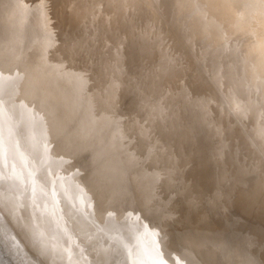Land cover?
Wrapping results in <instances>:
<instances>
[{
  "label": "rangeland",
  "instance_id": "rangeland-1",
  "mask_svg": "<svg viewBox=\"0 0 264 264\" xmlns=\"http://www.w3.org/2000/svg\"><path fill=\"white\" fill-rule=\"evenodd\" d=\"M2 1V0H1ZM44 0H39V2H41V6L39 5V2H38V0H34V4L32 3L31 4V2H29V3H27L26 2V0H3L1 3L2 4H0V10H5V12H6V8H7V10H8V12H9V14H8V12H7V14L6 15H8V16H6L5 15V12H0V16L2 17V15H5L6 16V18L8 17L9 18V20H8V18H7V22L8 23H12L11 25L13 26V23L15 22V20H18L17 21V23L18 24H16V28H15V30H17V34H18V36L20 35V34H22V33H24L25 32V30H24V25L22 24V22H21V20L20 19H28L29 17H32V13L34 14V17H35V22L34 23H39V24H42V26H44L45 28H46V30L48 31V34H50V35H52V38L51 39H53V40H49V42H46L45 40V42L44 41H42V42H40L41 40H42V38H40V40H39V42L41 43H39V44H37V45H32V46H29L30 48H29V50H31L32 51V49L33 50H37V49H39V50H37V51H35L31 56H33V57H29V60H28V62L30 63V61H31V63H33V64H35V63H38V64H40V62L42 63V65L44 64V65H46L45 64V62H43V61H49L51 58H53L55 55L57 56L58 54L59 55H61V58H60V60L61 61H65L64 59H67V60H70V61H65V63L67 64L68 62H69V64H68V66L67 65H65V63H64V65H63V63L60 61V60H58V61H60L61 62V64H62V69L64 68V70L65 69H67V71H64L63 73H64V75H70L71 77H72V79H73V81H74V86H75V88L77 87V89H75L74 87H73V89H74V91H73V89L72 88H69V87H72L73 86V81H71L72 79L71 78H68L67 80H66V82H67V85L69 86H65L66 84L64 83V80L63 81H61L60 80V82H62V83H57L56 84V86L57 87H59V89H64L63 90V92L62 91H59L58 90V88L56 87V86H53V89L55 90V93H54V91H53V93H54V95H51V94H49V93H51V91L50 90H48L47 88H48V86L45 88L44 86H46V84H47V82L45 81V82H42L43 80H45L46 78H47V76H45V75H43L45 72H43L42 74H40V75H38V76H36L37 78H32V72H31V68H29V66H28V69L26 68V70H24V72L21 70V71H19V72H16L15 71V69H14V66H12L13 64H15L16 62L18 63V62H21V61H23V60H25L26 58L25 57H22L21 55H23V52L22 53H20V51L19 52H15V54L14 55H11V56H14L15 57V55L17 56V57H9V55L7 54V55H4V53H7V50H9L10 48H8V47H5V49L4 48H2V49H0L1 51H0V55H2V57L0 56V58H4L5 57V60H3V63H1V67H2V65H4L6 68H5V70H4V66L0 69V77H1V79L3 78V76L5 77V79H2V82H4V83H2L1 82V79H0V87L2 86V87H4L5 86V88H7L8 90H3V91H1V89H0V170L1 171H3L2 172V174L0 175V177H1V180H0V198L2 199V200H4L5 202H8V200H9V203H10V199H15V200H17V201H24L23 203L24 204H27V206L29 205L30 207H31V209H32V211L34 210L36 213H40V214H44V215H46V218L48 219V221H50L51 223H52V225L54 226V229L53 230H58V229H62V228H65L66 230H68L69 229V233H71V235H73V236H75L76 237V235L78 234V242H79V244L81 245V246H83L84 245V247H85V244H86V247H87V249H86V254H88V252L90 253V254H88V255H92V252H93V256H97L98 258H97V261L95 262V263H98V264H124V262L122 263V261L120 260V262H118V261H115V262H113L114 261V259H110V258H115L116 256H113V254H115V255H119V254H117L116 252H120L121 253V256L122 257H125L126 255H128V252L130 251L131 252V254H130V252H129V255L128 256H126L127 257V259H129V257H131L132 255H133V257H131L132 258V260L131 259H129V261L131 262V263H129V264H143V260H142V255H141V253H145L146 251L145 250H147L146 248H147V246L145 245V244H143V246H141V248L143 247V249L141 250L142 252L141 253H139L138 251H137V248L136 247H133V248H131V247H129L128 249H130V250H128L127 248H122L121 250H106V249H104V250H102L103 249V247L104 248H106V246H104V245H108V244H110L111 245V243H106L107 241H108V238H106L105 236H104V234H105V232L106 233H108V232H110V231H112L111 230V227L109 228V226H111V225H109V224H112V223H109V222H113V221H115V219H113V216H118L117 217V219L116 220H119L118 222H121L122 224H127L128 226H133V225H131L130 224V222H129V220H127L126 218H124V219H126V220H124L123 219V217H125V215L126 214H128V213H130L129 211L127 212V210L128 209H130L131 208V206H135V205H137L135 208H138L140 211H142L141 213L142 214H145V215H148V216H150L151 217V219H152V222H151V226H153V225H155L157 228H158V230L159 231H161V232H164L165 234H164V239H165V237H166V242L164 241V243H167V242H170L169 243V245L170 246H172V243H173V241L171 242V240L174 238V236H175V233L177 234V233H181V232H187L186 230L184 231V230H182L181 228H182V226H183V228L185 229V225H184V223L186 224V223H189L190 225H188V224H186V226H188L189 228L190 227H193V228H197L198 229V231L200 232V234H202L203 236H207V237H209V236H211L212 235V230H216L215 232H214V235H216V236H218V238H219V242L221 243V245H219L220 247L222 246V244L225 242L224 240L225 239H227L226 240V242L228 243H226L225 244V246H224V244H223V248L224 249H222V252L223 253H226V251H227V248H230L231 246H230V244H229V240H228V238H230V237H228V235H230L233 231H236V230H238V228H239V224H238V226H236L234 223L232 224V220H235L236 219V217H239V219L241 220V221H243V222H245L246 220H247V222L248 223H252V224H255V225H259L260 226V228H262V230L264 231V200H262V202L261 201H259L258 200V198L260 197V196H264V184H261L262 185V187H261V185L260 184H256V181L258 180L257 179V176H258V178H261V177H263L264 178V167H261V166H259L260 168H261V174L258 172V170H256V169H258V167L257 166H255V165H257L256 163V159L258 158V157H260L259 156V154L261 155V153H264V149L262 148L263 146H264V144H262L261 146H260V148L259 149H256V151L254 150L253 152H251L248 156H247V158L248 159H245L244 160V165H245V163L247 164H251L252 166L249 168V167H247L246 166V169L247 170H245V169H243V170H241L240 172H237V175L235 174H233L234 176H232L231 178L232 179H228L227 180V183H226V185L224 186V183H225V178H229V177H225V174L226 173H228L227 171V169H229L230 167H228L227 169H226V167L224 166V161H226L225 159H226V157L228 158V160L230 161V163L232 164V163H234L235 162V160H238V159H242L243 158V153L241 154V155H239L238 153H236V154H233L232 152H230V151H232V150H230V148H227L228 149V154L229 155H227L226 153H224L223 152V146H225V148L224 149H226V146H228V144H230V143H232V142H234V140L233 139H231V137H229L230 136V133L234 130L233 128L235 127V125H233L232 123H234L235 122V120H234V118H233V116H232V114L230 115L229 114V116L230 117H232V120H234V122H231V119L229 118V116L227 117V119H224V118H220V119H216L217 120V123H218V121L219 122H223L224 121V123H222V124H224V126L226 125V126H228V124H230L229 123V119H230V122H231V124H230V128L231 129H229V126H228V130L230 131V132H227L226 130H221V138L222 137H226L225 139H221L220 140V137H218L219 138V140L220 141H223V142H221V144H220V141H216V139H218V138H215L214 140H213V138L215 137V134L216 133H214V131L215 130H217V127L214 125V122H216V120H214V114H218L220 117L222 116L221 115V111L223 112V110L225 111L226 110V106L228 105V104H226L225 102H227V101H225V102H223L224 104H222V103H220V105H215V106H212V107H210V108H208V109H210V111H207V109H206V111H205V107H203L202 108V112H201V115L199 116V118H198V120H199V122H201L200 121V119L201 120H209V119H211V118H213V124H212V122H211V120L210 121H208V122H210V124H212V126H215V127H211V129H210V126L209 127H207V126H201V127H204V130L202 129V131H204V132H202L201 131V133L200 134H197V132H196V136H198V135H200L199 137H201L202 138V136H206V135H208V136H211L212 138H208L207 136L206 137H203L204 139H200L199 137H197V139H198V141H196V142H199V144H200V142L202 141V140H208V139H212V140H209L210 142H209V144L208 145H206V146H210V144H211V142H214L213 144H215V145H213L212 144V150H209L208 149V147H206V146H204L203 148H207L206 150H209L210 151V153H208V151H207V153L211 156V157H213V154H214V157H213V159H216V160H218V161H216V160H214V162H213V160H210L211 158L209 157V159L207 158L208 156L205 154V156H207V157H205L206 159H207V161L208 160H210V162H212L211 163V165L209 164L210 162L208 161H206V162H204V158L203 159H201V160H199L198 161V166H196V168H198V169H203V170H205L206 169V167H209V165L212 167V169H214L213 171H216V173H214L213 174V171L211 172L212 174H210L209 176H207L208 175V173H207V175H205L208 179H210V181H212L213 182V180L215 181V182H218V184L220 185V184H222V186H221V188L220 187H218V184L217 185H213L212 186V188L210 187V189H209V191L206 189V191L204 190V189H201V187H200V185L203 183V180L205 179L206 180V177L204 176L202 179H199L197 182H195V184H193V185H191V187H190V181L188 182V183H186V182H184V183H182V179H180V184L178 185V187L175 185L176 184V180H177V177L180 175V177L181 178H183V177H186L187 176V173H186V171L184 170L183 171V169H184V164L185 163H183L185 160L186 161H188L189 163H193V161H194V158H190V157H188V158H186L184 155H182L183 154V151H185V148L186 147H189L190 145H191V149H192V146H195V139H196V137H189L188 136V134L190 133V131H191V129H189V127L192 125V126H195V120H194V117H191V115H190V117L188 118V121H189V124L187 123V118L186 117H184V112L186 111L185 109L186 108H192L191 107V105H194V107H197L196 105V103H195V101H198L199 99H202L203 97H204V93H206V97H207V95H209L208 94V92H209V90H210V92H211V90L213 91V87H212V89L210 88H208V91H207V89L204 91V90H201V93H200V91H198L197 93H199V94H194V95H192L191 97L189 96V98H187L186 99V101H187V104L185 103L186 101H183L184 102V104H183V102H179V101H182V99L184 100V97L183 96H180L181 94H186L187 93V91H188V93L190 92L189 90L190 89H188L187 87H183V88H179L178 89V94H179V90H180V94L178 95L176 92H175V90H176V88L175 89H173V85H171V84H169V85H167V87L165 86V87H162V90H161V88H159V87H157V86H160L161 87V85L162 86H164L162 83H161V85H159V83H160V80H161V77L163 76H165L164 78L162 77V79H166L169 75H171L172 74V76L173 75H175L176 77L177 76H179V77H177V78H182L183 76L182 75H176V73L177 72H180L179 71V69H181V70H184L185 68H187V63L186 62H188V60H187V58H185L184 57V55H183V59H181V60H175L174 61V63L173 62H171L170 64L171 65H166V64H163L165 61V63H167V58H169L168 57V55H176V56H178V55H180V53H184L185 52V49L187 48L186 47V45H184V44H186L187 43V41L185 42V41H180L179 42V44H181L180 46H176L175 48H168V47H170V45H171V43H172V39H170L171 38V36H174V37H176L175 36V32L173 31V29H171L172 27H171V24L170 23H168V22H166V20H164V19H166V18H164V17H166V16H162V14L160 13V15H157L156 16V14L154 13V11H157V7H156V5H155V3H153V2H151V3H145V2H140V0H124V1H121L120 0V2H117V1H115L114 3H112V2H108V0H99L100 2H97L96 3V1L95 0H49L48 2H49V4H48V2H47V0L46 1H44ZM51 1V2H50ZM128 1H130V2H128ZM141 1H143V0H141ZM170 1V0H169ZM172 1V0H171ZM187 1H189L188 3V5L190 6H188V11L186 10V13L188 12V14L189 15H193V14H195V15H197L198 13L199 14H203V16H204V14H206L205 16H207L208 15V13L209 12H211V11H217V9L218 8H216V9H213L212 8V6L210 5L209 6V4H208V2H206V1H203L202 0V3L203 4H196V5H193L194 3H193V1H190V0H187ZM221 1H223L222 3L224 4H222V6H220V9H218L220 12H218V13H216L215 14V12H211V13H209V15L207 16V17H210L211 18V16H212V14H213V17L214 18H216V19H221L222 18V21H225L224 19H225V16H226V14H225V12L227 13V17L229 16L230 18H234V22L231 24V25H229L228 26V28H227V30H224V32L223 33H229L230 31H234V30H239L240 28L243 30L244 29V34L241 36L242 38L243 37H245V36H247L248 37V34L251 36H253V35H255V36H257V41H258V43H262V45H263V47H264V30L263 29H258L259 27H264L263 25H261L263 22H264V20L262 21V19H260V18H263L264 19V17H262V15H264L263 14V6H264V4H263V2L262 1H264V0H243V2L241 1V0H239L240 1V3H241V5L239 6V5H237L236 6V4H234V3H236L237 2V0H230L228 3H233V4H229L228 6H229V8L227 9V4L228 3H226V1L227 0H221ZM244 1H245V3H244ZM259 1V3H257V2ZM4 2H6V3H4ZM20 2V3H19ZM21 2H22V4H21ZM23 2H24V4H23ZM43 2V3H42ZM47 2V3H46ZM117 2V3H116ZM124 2V3H123ZM256 2V3H255ZM4 3V4H3ZM94 3H96V4H94ZM112 3V4H111ZM131 3H133V5H131ZM144 3V7H145V9H144V14L145 15H147V21L146 22H144L145 24H141L142 23V21H138V23L136 22L135 23V26H134V29H133V27H132V29H128L127 31H130V32H125L126 33V36L128 35V37H125L124 38V35H123V33H121L120 34V31L122 32V30H124L125 29V27L126 26H124L125 25V22L124 21H122V25L124 26L120 31L118 30V31H116L115 30V32L114 33H112L113 34V36L116 38V39H118V40H122L121 42H123V46H121L120 47V49L119 48H115L114 50H116V51H114V53H115V55L112 57V59H111V55L110 56H108V53H107V46H108V42L110 41V40H108V39H110L111 37H112V34L111 33H109L110 35H107L106 36V38H108V37H110V38H108V39H106L107 41H103L102 42V40H100V42H96L95 40L96 39H99L98 37H100L101 36V33L100 32H103L104 30L101 28V27H104V23L106 22V20H108L109 19V21H110V23L111 24H114L113 23V21H116V19L115 18H112V17H114V15L112 14V11L111 10H115V9H117V10H123V11H135L137 8H139V6H142V4ZM191 3V4H190ZM245 5V7H243V4ZM8 4V7H6L5 5H7ZM21 5V8H22V11H21V8H20V5ZM45 4H47V6L45 5ZM82 4L84 5H86V4H90L91 6H93V9L94 10H98L99 8H102V7H104V8H106L105 9V11L106 12H109V13H106L105 15H102V16H100V17H98V19L97 20H94V22L92 21L93 20V18H91L90 16H92L90 13H89V16H85V18H82L81 20H79V19H77V17L79 16V14H80V7L82 6ZM130 4V5H129ZM150 4H151V6H150ZM205 4V5H204ZM258 6H257V5ZM259 4H260V9H258V10H255V8L257 7V8H259ZM261 4H263V6L261 5ZM4 5V7H2ZM26 6V7H24V6ZM45 5V6H44ZM97 5V6H96ZM204 5V6H203ZM226 5V6H225ZM42 7L41 9V12H40V9L38 8V7ZM112 6V7H111ZM238 6H239V8H238ZM249 6V7H248ZM262 6V7H261ZM2 7V8H1ZM10 7V8H9ZM44 7V8H43ZM46 7H47V9H46ZM26 8V9H25ZM30 8V9H29ZM152 8V9H151ZM155 8V9H154ZM199 8V9H198ZM222 8V9H221ZM256 8V9H257ZM44 9V10H43ZM230 9V11H228ZM238 9V10H237ZM248 9L249 10H251L252 12H255V11H257V14H251V13H249L248 12ZM25 10H27V11H25ZM92 10V9H91ZM199 10H204V12L202 13L201 11V13L200 12H198ZM207 10V11H206ZM246 10H247V12H246ZM259 10H260V12H259ZM262 10V11H261ZM24 11V13L26 14L27 12L29 13V11H31L29 14H30V16H29V14H28V16H27V14H26V16L28 17H26L25 16V14L24 13H22L21 14V12H23ZM250 11V12H251ZM168 12V11H167ZM246 12V13H245ZM261 12H262V15H261ZM1 13H3V14H1ZM158 13V12H157ZM230 13V14H229ZM249 13V14H248ZM40 14H41V16H40ZM217 14H219V16L220 15H222V17L220 16V17H218V15ZM225 14V15H224ZM245 14H246V16H247V19H246V16H245ZM248 14V15H247ZM259 14V16L261 15V17L259 18H257V16L256 15H258ZM21 15V16H20ZM23 15V16H22ZM167 15H170V14H167ZM189 15H188V18H190L189 17ZM217 15V16H216ZM10 16V17H9ZM216 16V17H215ZM255 16H256V18H255ZM38 17H41V19L42 20H44V22L43 21H41V19H39ZM161 17V18H160ZM163 17V18H162ZM112 18V19H111ZM161 19V20H163V22H161L160 24L162 25V26H164L163 28H167V30H168V35H166V37H164V39H163V41H162V44H160V46H159V44H158V46H157V44L154 46V44H152V45H149L147 42H149V39H151L150 37H152V35L154 34V33H151L152 35H150L149 36V38H147V39H145L144 37H143V40H144V42L142 41V38L140 37V36H138V35H136L138 32L137 31H139L140 29L142 30V28H143V30H144V27L147 25H150V24H153V23H159V22H157V20L158 19ZM185 17H183V19H182V21L184 22V20L186 21V22H188V24H190V23H192L193 22V18L192 19H187L186 20V18L184 19ZM230 18H227L228 20L230 19ZM36 19H37V21H39V22H36ZM113 20L112 22H111V20ZM200 19H203L202 21H205V19L204 18H200ZM227 19H226V21H227ZM251 21H250V20ZM258 19H260V21L258 20ZM79 20V21H78ZM99 20V21H98ZM101 20V21H100ZM256 20H258L257 22H256ZM10 21V22H9ZM12 21V22H11ZM20 21V22H19ZM108 21V22H109ZM192 21V22H191ZM249 21L250 22H256V23H254V24H257V26L256 25H254V24H252V23H250L251 25H249ZM43 22V23H42ZM127 22V21H126ZM22 24V26H20L19 24ZM117 23V22H116ZM146 23H148V24H146ZM9 24V25H10ZM215 25L214 26H217L216 25V23H214ZM259 24V25H258ZM81 26V27H80ZM93 26H96V27H94L93 28ZM146 26V27H147ZM246 26H248V27H246ZM20 27V28H19ZM21 27L23 28L21 31H22V33H21V31H20V29H21ZM80 27V28H79ZM136 27V28H135ZM245 27V28H244ZM254 27H255V29H254ZM257 27V28H256ZM98 28H101V31H99L100 29H98ZM195 28V27H194ZM200 28V29H199ZM82 29H84V32H83V34L81 33L82 32ZM93 29V30H92ZM96 29V30H95ZM148 29V28H147ZM206 27H204V26H199L198 28H197V31H196V28L194 29V31H192L193 33H192V38H191V36H190V38H189V41H191L192 42V44H193V40H194V38H193V36H194V34L197 36V35H199L200 33H204L205 31H206ZM230 29V30H229ZM131 30H134V32L132 31L131 32ZM200 30V31H199ZM262 30H263V32H262ZM20 31V32H19ZM202 31V32H201ZM20 33V34H19ZM124 33V34H125ZM136 33V34H135ZM16 34V35H17ZM34 35H32V37L34 36L35 37V35H36V33H33ZM130 34V35H129ZM260 34V35H259ZM78 35V36H77ZM82 35V36H81ZM44 36H46L47 37V34H45ZM132 36V37H131ZM73 37V38H72ZM123 37V38H122ZM133 37H135V38H133ZM261 37V38H260ZM15 38H17V37H15ZM19 38V37H18ZM30 38H31V36H30ZM71 38V39H70ZM77 38V40H76V42H74L75 41V39ZM130 38V39H129ZM168 38L170 39V40H168ZM44 39H45V37H44ZM70 41H69V40ZM73 39V40H72ZM127 39V40H126ZM131 40V41H129V40ZM133 39V40H132ZM138 39H140V40H138ZM263 39V40H262ZM12 40H14V38L12 37ZM17 40V39H16ZM20 40V39H19ZM56 40V41H55ZM138 40V43H140L139 44V46H137L138 44H134V42H136ZM148 40V41H147ZM177 40V39H176ZM176 40H173V42L174 43H176ZM53 41V42H52ZM69 41V42H68ZM73 41V42H72ZM95 41V42H94ZM127 41L128 42H130L131 44H129L130 46H128V43H127ZM189 41H188V43H189ZM16 42H18V41H16ZM28 40H26V42H24L23 43V45L26 47L27 45H28ZM142 42L144 43V45L142 44ZM47 43V44H46ZM49 43H51V45L49 44ZM75 43V44H74ZM106 43V44H105ZM113 43V42H112ZM124 43H127L126 45H124ZM188 43H187V45H188ZM43 44V45H42ZM54 44H56L55 46H54ZM65 44V45H64ZM68 44V46L66 47V45ZM103 44V45H102ZM146 44L148 45L147 46V48L148 49H152L153 47H157V48H153V50L154 49H156V50H162V48H160V47H162V46H164L163 44H165V46H166V44L168 45V49H164V52L166 53L165 55H164V57L167 55V57H165V58H162L163 56H155V57H152V56H149V58H150V60L148 61V59H146L147 60V62H145L143 59L144 58H142V60L138 63V65H137V67H136V65H134L135 63H133V62H126V63H124V61H119L118 60V58H123V59H126V58H124L126 55H128V54H126L129 50H132V52H133V49L135 48L136 49V47H140V49L142 48V46L143 47H145L146 46ZM190 44V43H189ZM194 44H196V43H194ZM38 45H40V46H38ZM71 45L72 46H74V47H77V46H83V47H93L92 45H95V46H97V47H94V49L92 48L90 51H87V54H86V52H84V51H82V49H80V51H77V52H79L80 53V59H82L81 61H80V59L78 60L79 62H77V60H75V57L77 58L78 57V55L77 56H75L76 55V53L75 54H72V50L71 49H73V47H71ZM106 45V46H105ZM133 45H136V46H134L133 48L131 47V46H133ZM205 45V44H204ZM253 45H254V43H253ZM253 45H251L250 46V48L249 47H247V51H245V54L246 53H249V54H247V55H245L247 58H241V59H239V60H237L236 62H235V64H238V66H240V67H243V68H254L255 67V65L258 63V61H261V62H263L264 63V54H263V52H264V50L263 51H260V52H258V51H255V53L256 54H252V53H250L251 51H253V49H255V47H253ZM261 45V46H262ZM42 46L43 47H46V48H42ZM56 48V49H54V47ZM60 46V47H59ZM62 46V47H61ZM125 46V47H124ZM151 46V47H150ZM196 46V47H195ZM205 47V46H203V45H199V44H196V45H192V47H193V50L194 51H196V49H197V47ZM32 47V48H31ZM34 47V48H33ZM35 47H37V49H35ZM52 47V48H51ZM71 47V48H70ZM99 47V48H98ZM123 47H124V49H123ZM192 47H190L189 49H192ZM199 47V48H200ZM8 48V49H7ZM57 48H58V50H57ZM63 48H66V49H68V51L65 49H63ZM104 48V49H103ZM122 48V49H121ZM147 48H144L145 50H147ZM41 49V50H40ZM42 49H43V52L42 53H40L39 55H38V53L39 52H41L42 51ZM61 49H62V51H61ZM126 49V50H125ZM134 49V50H135ZM3 50V51H2ZM44 50H45V52H44ZM46 50H48V51H46ZM53 50H57V51H53ZM59 50H60V52H59ZM204 50V49H203ZM250 50V51H249ZM4 51H6V52H4ZM30 51V52H31ZM66 51V52H65ZM83 53H82V52ZM105 51H106V54H103V52L105 53ZM149 51V50H148ZM249 51V52H248ZM2 52H4V53H2ZM37 52V53H36ZM52 52V53H51ZM71 52V53H70ZM75 52H76V49H75ZM89 52V53H88ZM94 52H96V53H94ZM99 52V53H98ZM20 53V54H19ZM49 53V54H48ZM61 53V54H60ZM94 55H93V54ZM120 53H122V54H120ZM207 52H205L204 54H206ZM19 54V55H18ZM41 54H44V55H41ZM46 54H48V55H46ZM54 54V55H53ZM62 54H64V55H62ZM82 54H84V55H82ZM89 54H91V55H89ZM258 54V55H257ZM37 55L39 56L38 57V59H37ZM96 55H98V57L96 56ZM107 55V56H106ZM123 55H124V57H123ZM196 55H197V53H192L191 54V56H192V58H195L196 57ZM260 55H262L261 57H260ZM4 56V57H3ZM6 56H8V57H6ZM42 56V60L40 59V57ZM63 56V57H62ZM84 56V57H83ZM104 56H106V57H104ZM117 56H120V57H117ZM244 56V55H243ZM242 56V57H243ZM251 56V57H250ZM65 57V58H64ZM70 59H69V58ZM93 57L95 58V59H93ZM108 57V58H107ZM151 57H152V59H151ZM259 57V58H258ZM6 58H8V59H6ZM14 58V59H13ZM36 58V59H35ZM48 58H50V59H48ZM90 58V59H89ZM155 58V59H154ZM256 58V59H255ZM261 58V59H260ZM12 59V60H11ZM32 59L34 60L35 59V61H32ZM47 59V60H46ZM54 59V58H53ZM254 59V60H253ZM10 60V61H9ZM16 60V61H15ZM56 60V59H55ZM72 60V61H71ZM91 61V63H94V64H91L90 62H89V64H91V65H89L88 64V61ZM94 60V61H93ZM106 60H107V62H106ZM113 60V61H112ZM256 60H258V61H256ZM9 61V62H8ZM13 61H14V63H13ZM57 61V60H56ZM168 61H169V59H168ZM4 62H6V63H4ZM12 62V63H11ZM75 62V63H74ZM150 62V63H149ZM255 62H257L256 64H255ZM11 63V64H10ZM47 63V62H46ZM59 63V62H58ZM70 63H72V64H70ZM74 63V64H73ZM105 63V64H104ZM113 63H114V65H113ZM131 64L132 66L130 67V66H128V64ZM141 63H144V64H141ZM145 63H146V65H145ZM156 63V64H155ZM173 63V64H172ZM9 64H10V66H9ZM77 64V65H76ZM81 64V65H80ZM85 66H84V65ZM107 64V65H106ZM147 64H148V66H147ZM151 64V65H150ZM161 64H163V66H160ZM167 64H169V62L167 63ZM178 64V65H177ZM47 65H49V64H47ZM103 65H105V66H103ZM113 66V68H110V67H112ZM124 65V66H123ZM134 65V66H133ZM145 65V66H144ZM172 65L174 66V67H172ZM9 66V67H8ZM57 66V65H56ZM64 66H67V67H64ZM76 66H78V67H76ZM81 66H84V67H81ZM92 66H93V68H92ZM118 67V68H116V67ZM143 66H144V68H143ZM159 66V67H158ZM165 66H167V67H165ZM169 66H171V67H169ZM175 66H176V68H175ZM181 66V67H180ZM32 67H33V69H34V67H35V65L33 66L32 65ZM108 67V68H107ZM128 67H129V69H128ZM148 68V69H146V68ZM152 67H154V68H152ZM164 69H162V68ZM168 68V70L169 71H167V69H165V68ZM179 67V68H178ZM49 68V67H48ZM48 68H46V72L48 71L47 69ZM85 68H86V71H84L85 70ZM90 68V69H89ZM103 68V69H102ZM106 68V69H105ZM121 68V69H120ZM134 68V69H133ZM139 69V70H135V69ZM170 68V69H169ZM171 68H173L172 70H171ZM82 69H84V70H82ZM109 69V70H108ZM114 69L116 70V72L114 71ZM117 69H120V70H118L117 71ZM152 69V70H151ZM1 70H2V72H1ZM3 70L4 71H6V72H4V74H3V76H2V73H3ZM13 70V71H12ZM30 70V71H29ZM45 70V69H44ZM133 70V71H132ZM125 73H124V72ZM148 73H146V72ZM153 71V72H152ZM165 71V72H164ZM172 71V72H171ZM177 71V72H176ZM15 72V73H14ZM20 72H23V73H21L20 74ZM66 72V73H65ZM73 72V73H72ZM135 72V73H134ZM138 72V73H137ZM143 72H145V73H143ZM163 72V73H162ZM168 72H170V74L168 73ZM176 72V73H175ZM18 73L20 74V75H18ZM27 73V74H26ZM167 75H166V74ZM175 73V74H174ZM16 74L18 75V76H16ZM123 74V75H122ZM128 74V75H127ZM145 74H146V76H145ZM153 74V75H152ZM165 74V75H164ZM169 74V75H168ZM25 75V76H24ZM27 75V76H26ZM30 75V76H29ZM42 75V76H41ZM117 75V76H116ZM122 75V77H124V75L125 76H127V77H124V78H122V77H120ZM130 75V76H129ZM134 75V76H133ZM143 75V76H142ZM184 75V74H183ZM11 76L13 77V76H15V77H13V79H12V81L10 82L9 81V79L11 78ZM19 76L21 77V79L19 78ZM24 76V77H23ZM137 76H139V77H137ZM145 76V77H144ZM175 76H173V77H175ZM180 76H182V77H180ZM43 77V78H42ZM46 77V78H45ZM85 77V78H84ZM117 77H119V78H117ZM144 78L145 80L147 79V81H148V83H145V82H147V81H145V82H143L144 81V79H143V81H142V79L141 78ZM155 77V78H154ZM160 77V78H159ZM232 77V76H231ZM7 78V79H6ZM19 78V79H18ZM22 78H24L23 80H22ZM114 78H115V81L117 82H114ZM127 78H128V80H127ZM133 78V79H132ZM135 78H136V81H135ZM138 78H140L141 80H138ZM177 78H173V80H175V79H177ZM33 79V80H32ZM121 79V80H120ZM168 79V82L169 81H172V80H169L170 79V76L167 78ZM8 82H7V81ZM11 80V79H10ZM15 80H17V81H15ZM19 80H21V81H19ZM71 81L70 83H69V81ZM229 80V79H228ZM37 81V82H36ZM87 81V84L85 83ZM119 81H121L120 83H119ZM125 81V82H124ZM130 81L131 82H133L132 84L130 83ZM137 81H139L138 83H136ZM21 83L20 85H22L21 86V88H25V85L24 84H26V86L28 85V84H30V85H28V86H30V88L27 86V89H23V91H20L21 90V88H20V86H19V84H17V83ZM40 82H42L41 83V85H39L40 84ZM58 82H59V80H58ZM105 83V85H103L104 83ZM140 82H143V83H140ZM150 82V83H149ZM152 82V83H151ZM161 82H163V80H161ZM246 82H248V80L246 81ZM12 84V86H11V84ZM35 83H36V85H35ZM72 83V86L70 85ZM77 85H76V84ZM110 83V84H109ZM115 83V84H114ZM137 85H136V84ZM139 83H140V88L141 87H143V89L141 88V90H139L140 88L138 87L139 86ZM145 83V84H144ZM165 83V82H164ZM253 83H257L258 84V82H257V79H256V77H255V79L253 80ZM9 84V85H8ZM14 84H16V85H14ZM66 87H60V86H63V85ZM86 84V85H85ZM111 84H113V85H111ZM119 84V85H118ZM129 84V85H128ZM134 84V85H133ZM142 84H144V85H142ZM152 84V85H151ZM167 84V83H166ZM16 87H14V86ZM24 85V86H23ZM43 85V86H42ZM50 85H52V84H50ZM59 85V86H58ZM82 85V86H81ZM87 86V87H85L84 88V86ZM121 85V86H120ZM130 85H132L133 86V89L131 88V86ZM137 87H136V86ZM145 85L147 86V89H145ZM36 86V87H35ZM102 86V87H101ZM111 86H113V87H111ZM116 86V87H115ZM156 86V87H155ZM218 86H220V85H218ZM218 86H216V87H218ZM10 87V88H9ZM14 87V88H13ZM40 87V88H39ZM57 88V90H58V92L56 91V89L55 88ZM79 87H80V89H79ZM81 87L82 88H84V89H81ZM150 87V88H149ZM169 87V89H167ZM171 87V88H170ZM216 87H214V89H216ZM4 88V89H5ZM20 88V89H19ZM33 88V89H32ZM67 88L69 89V91L70 90H72L73 91V93L72 92H70V93H72V94H70L69 93V91H67ZM89 88H90V90L91 91H88L89 90ZM115 88V89H114ZM127 88H128V90H127ZM137 89L139 92H137L136 90H134V89ZM139 88V89H138ZM148 88H149V90H148ZM184 88H185V90H184ZM19 89V90H18ZM34 89H35V91H36V94L34 93L35 91H34ZM37 89H38V92H37ZM41 89V90H40ZM43 89V90H42ZM45 89H47V90H45ZM52 89V90H53ZM87 89V90H86ZM100 89V90H99ZM111 89V90H110ZM117 89V90H116ZM151 89V90H150ZM154 89V90H153ZM168 90V91H164V90ZM183 90V92L181 93V91ZM195 89H197V88H193V89H191V90H195ZM15 90H17V91H15ZM75 90H77V93H76V91ZM79 90V91H78ZM80 90H83L82 92L80 91ZM84 90H86L85 92H84ZM125 90H127V91H125ZM132 91V92H130V91ZM133 90H134V92H133ZM145 90V91H144ZM147 90V91H146ZM161 90V91H160ZM198 90V89H197ZM217 90V89H216ZM5 91V92H4ZM10 92L9 94H7L8 92ZM11 91L14 93V95H13V93H11ZM18 91H20V92H24V93H19ZM27 93H26V92ZM44 91H47V92H45V94H44ZM154 91H156V92H154ZM165 92V93H162V92ZM170 91H171V93H170ZM215 91V90H214ZM29 92H31V94L34 96H32V95H30L29 96ZM65 93V94H67V92L70 94V95H72V96H70L69 94V96L70 97H67V95L66 96H64L65 94H63L62 96H63V98L64 99H68V101L70 100V102H68L67 100H64L65 102H62L63 100V98L61 99V98H58V99H60V105L57 103V102H55L54 100H58L57 99V97H58V94H60V93ZM81 92V94H79ZM127 92V93H126ZM130 92V93H129ZM142 92H146V94H148L147 96H149V95H151V98H152V100H151V98L150 97H146L144 94H142ZM154 92V93H153ZM157 92H158V94H157ZM160 92V93H159ZM167 92H169V94L167 93ZM173 92H175V93H173ZM2 93H4V94H2ZM40 93V94H39ZM58 93V94H57ZM79 94V96H75V94ZM84 95H83V94ZM86 93V94H85ZM89 93V94H88ZM128 95H126V94ZM140 93V94H139ZM150 93H153V94H156V95H154L153 97H152V95L153 94H150ZM202 93L204 94V95H202ZM11 94V95H10ZM20 94V95H19ZM24 94V95H23ZM48 94V95H47ZM55 94H56V96H55ZM134 94V95H133ZM136 94V95H135ZM142 94V95H141ZM162 94V95H161ZM167 96H171V98L170 97H168L167 99L170 101V102H167L168 100L166 99V101H165V99L164 98H166V95ZM175 94V95H174ZM260 94V93H259ZM28 95V96H27ZM36 95H42V96H40V97H42V98H44V99H42V100H38V99H40V98H38ZM44 95H45V97H44ZM82 95H83V100H86V101H82V99H81V97H82ZM87 95H89V96H87ZM108 95V96H107ZM139 95V96H138ZM160 95V96H159ZM165 95V96H164ZM202 96V98H201V96ZM264 95V91L263 92H261V96H263ZM3 96H5V97H7V96H11L10 97V99H9V97H7V99H5V97L3 98ZM17 98H16V97ZM23 96V97H22ZM32 96V97H31ZM51 98H49V97ZM54 96H55V98H54ZM74 96L76 97V99L77 100H79V101H76V99L74 98ZM81 96V97H80ZM86 96L87 97H90L91 99H89V98H86ZM145 96V97H144ZM161 96H163V97H161ZM178 96H180L179 98H178ZM200 98H199V97ZM28 99H27V98ZM32 98V100H31V98ZM37 97V98H36ZM79 97V98H78ZM92 97H93V99H92ZM105 97V98H104ZM141 97V98H140ZM156 97H160L157 101H156ZM194 97V98H193ZM206 97H204V99L206 98ZM230 97H232V99H230L229 100V104L231 105V104H236L237 103V98L239 97H237L236 96V99H235V96H230ZM14 98H16V99H14ZM46 98V99H45ZM52 98H54L53 99V101H51L52 100ZM74 98V100H72ZM86 98V99H85ZM122 98H124V100L122 99ZM133 98V99H132ZM148 98V99H147ZM182 98V99H181ZM234 98V99H233ZM23 99H25V100H23ZM31 101H30V100ZM47 99H50V100H47ZM95 99H101V100H104V101H106V102H108L107 103V105H106V107L104 106V108H103V106L102 105H100V106H98L99 104L97 103L96 105L98 106V108L100 107V110H102V108H103V110H104V112L103 111H101V112H99L98 111V114L96 113V111H97V109H96V111L94 112V111H91V110H94V109H89V107L87 108V106H86V104H88V102L87 101H89V103L92 101V100H95ZM114 99V100H113ZM154 99V100H153ZM161 99L163 100L161 103L159 102V101H161ZM181 99V100H180ZM197 99V100H196ZM220 99V98H219ZM15 100H17V103H16V101ZM18 100H20V101H18ZM21 100H23V101H21ZM47 101V103L48 104H46V101ZM62 100V101H61ZM71 100H72V103H74V104H71ZM142 100L143 101H145V102H142ZM150 100V101H149ZM172 100V101H171ZM238 100H239V98H238ZM4 101H8V102H6V104H4ZM49 101V102H48ZM51 101V102H50ZM59 101V100H58ZM67 101V102H66ZM137 101H138V103L140 104H137ZM148 101V102H147ZM156 103L155 105L153 104L154 102ZM194 101V103H192ZM13 104L14 102L16 103H14L15 104V113H14V111H13V109H12V106H13V108H14V105H10L11 107H9L8 105L9 104H11V103ZM29 103V106H28V104L27 103ZM39 102H41V103H43L45 106H47L46 108H45V106L44 105H41L40 106V104H39ZM53 102V104L55 105V103H56V112H55V110H53V109H55V106L52 104L51 106L49 105L50 103H52ZM55 102V103H54ZM75 102H76V104H81V102L83 103L84 102V104H85V106H84V108H82V106L80 107L81 108V110H80V108H79V111H81V112H79V111H77L78 109H76L77 107H79V106H75L76 108L74 109L73 107H74V105H75ZM95 102V101H94ZM131 102V103H130ZM152 103V105H154L155 106V108H156V105H157V107L159 108V107H162V110H163V107L166 109V107H168V109L170 110H168L169 112H167V109L165 110V111H161V109L159 108H154V107H152L151 106V104L150 103ZM157 102H159V104L160 105H163L164 103V105H166V107L163 105V106H160L159 104H157ZM164 102V103H163ZM191 102V103H190ZM8 103V104H7ZM21 103L23 104V105H21ZM24 103H26V105L24 106ZM36 103H38V105L36 104ZM67 105H71V106H73V107H69V106H67ZM142 103H143V105H142ZM171 103V104H170ZM180 103H181V105H180ZM19 104V105H18ZM62 104V105H61ZM63 104L64 105H66V106H63ZM79 104V105H80ZM113 105L114 106V108H113V106H110V105ZM135 104V105H134ZM145 104L147 105L146 107H145ZM149 104H150V107L151 108H149ZM190 104V105H189ZM207 104L208 105H211V104H209V102H207ZM206 103H205V106L207 105ZM3 105V106H2ZM7 105V106H6ZM34 105H35V107H34ZM57 105L59 106V108L57 109ZM83 105V104H82ZM109 105V107L110 108H108L107 109V106ZM132 105V106H131ZM159 105V106H158ZM169 105V106H168ZM183 105H184V107H183ZM2 106V107H1ZM22 106H24V107H22ZM42 106H44L43 107V109L41 110V108H42ZM49 106V107H48ZM53 106V108H51ZM135 108H137V109H135ZM140 106L142 109L143 108H145L144 110H142V109H140V108H138V107ZM143 106V107H142ZM29 107V108H28ZM39 108L38 110H37V108ZM64 107V108H63ZM69 107V108H68ZM171 107V108H170ZM181 107H183V108H181ZM214 107V108H213ZM216 107V108H215ZM219 107V108H218ZM221 107V108H220ZM228 108V110H229V105L227 106ZM8 108V109H7ZM11 108V109H10ZM21 108H23V109H21ZM64 109V111L66 110V111H69V112H67V113H70L71 114V117L73 118V120H72V118L70 117V116H68V115H70V114H68L67 115V113H66V111L65 112H63V110H62V112H61V109ZM71 108H73L72 110L73 111H71ZM85 108H86V111H85ZM131 108V109H130ZM152 108H154V110H156L155 112L152 110ZM245 108V107H244ZM29 109V111H27ZM47 111H46V110ZM53 110L52 112H55V113H52L51 112V110ZM82 109H84V111L82 110ZM89 111H88V110ZM110 109H112V110H114V112H112V113H114L112 116H110L109 114V116H110V123L108 122V124L106 125V127H105V125L104 124H102V123H104V120H103V117H104V115H106L105 113H106V111H107V113H111V111L112 110H110ZM182 109H183V111H182ZM213 109V110H212ZM13 112H12V111ZM16 110H19V111H17V113L18 114H16ZM24 111V113H22V111ZM58 110H60V111H58ZM75 110V111H74ZM106 110V111H105ZM128 110V111H127ZM135 110V111H134ZM140 110H141V112H140ZM147 110H150L149 112L147 111ZM155 113H153L152 114V111ZM161 111L162 113H161V116H160V112H158V111ZM185 110V111H184ZM204 110V111H203ZM236 110H237V108H236ZM252 110H253V108H252ZM8 111L10 112V113H8ZM21 111V112H20ZM44 112V111H46L47 113H48V117L50 116L51 117V115H52V117L50 118V119H54V122H53V124L54 123H57V122H59V121H57V120H59V118H63L64 117V113H66L65 115H67V118L68 117H70L71 119H67V120H69V121H71L72 122V124L69 122V121H67L68 123H69V125H67L68 123L66 122L65 123V121H66V116L64 117L65 118V121H63V119H62V122L63 123H65V124H62L61 123V119H60V124H59V126H58V124H50V123H52L51 121H53V119L52 120H50L49 118H46L47 117V115L45 116V118L47 119H45L44 117H42V116H44L45 115V113L46 112H44V114L42 113V115H41V112ZM78 113H80V114H78ZM91 111V112H90ZM139 111V112H138ZM146 112V114L144 115L143 113L144 112ZM182 111V112H181ZM12 112V113H11ZM20 112V113H19ZM49 112H50V114H49ZM83 112V114H81ZM84 112H85V114H84ZM86 112H88V113H86ZM96 113V115L98 116V117H101V118H99L98 119V117L96 116H94V119H92L91 118V116L93 117V115H94V113ZM143 112V113H142ZM172 112H173V115H172ZM204 112V113H203ZM247 113H248V111H246ZM16 114V115H13L12 116V114ZM28 113H30V114H28ZM34 113V114H33ZM37 113H40V114H38V118H37ZM46 113V114H47ZM56 113H58V114H56ZM60 113V114H59ZM62 113V114H61ZM76 113V114H75ZM99 113H101L100 114V116H99ZM104 113V114H103ZM165 113H166V116H165ZM202 113H203V116H202ZM208 113V114H207ZM237 113V112H236ZM259 113H261L260 115H263L264 114V109L263 110H260V112ZM10 114V115H9ZM22 114V115H21ZM26 114H28V116L26 115ZM56 114V115H55ZM75 114V115H74ZM86 114H88L89 116H85ZM91 114V115H90ZM93 114V115H92ZM118 115V119H117V116L116 115ZM138 114V115H137ZM158 114V115H157ZM174 114H175V117H174ZM182 114H184V115H182ZM205 114V115H204ZM24 115L26 116L24 119H25V122H24V119L23 118H21L22 116L24 117ZM33 115V116H32ZM57 115H58V117H57ZM76 116V119H79V120H77V121H75L74 120V117ZM80 115V116H79ZM236 115V114H235ZM20 116V117H19ZM34 116H36V118L34 117ZM41 116V117H40ZM60 116V117H59ZM81 116H83V117H81ZM116 116V119H115V122H114V119H112V118H114ZM142 116V117H141ZM161 118H160V117ZM168 116H171V118L169 117L168 118ZM236 116H238V115H236ZM13 117V118H12ZM18 117V118H17ZM85 117V119H83ZM89 117L91 118V119H89ZM151 117H153V118H151ZM155 117V118H154ZM162 117H164V118H166V119H164V118H162ZM175 119H174V118ZM202 117L204 118V119H202ZM205 117L206 118H208V119H205ZM211 117V118H210ZM239 117H241V116H239ZM16 118V119H15ZM44 118V120H46V121H44V123H46L45 125H49V127H47V126H45V128L43 127V125H44V123L42 124V122H39L41 119H43ZM95 118H97L96 120H95ZM173 118V119H172ZM177 118H178V120H177ZM23 119V120H22ZM29 119H32V120H29ZM35 119V120H34ZM57 119V120H56ZM81 119H83V120H81ZM88 119H89V121H88ZM142 119V120H141ZM151 119V120H150ZM156 119V120H155ZM162 120V122H163V119L164 120H166L165 122H161V120ZM167 119H170V120H167ZM190 119V120H189ZM18 120V121H17ZM22 120V121H21ZM27 120H29V121H27ZM34 120V121H33ZM50 121V123L49 122H47V121ZM92 120H93V123L95 124H93L92 123ZM99 120V121H98ZM118 120H119V122H118ZM130 120V121H129ZM141 120V121H140ZM155 120V121H154ZM158 120V121H157ZM171 120H175L174 122L173 121H171ZM186 120V121H185ZM223 120V121H222ZM227 120V121H226ZM21 122V124H19L18 122ZM32 121V122H31ZM41 121H43V120H41ZM55 121H57V122H55ZM73 121H75V122H73ZM78 121H82V122H80V123H78ZM147 121V122H146ZM179 121V122H178ZM264 121V120H263ZM29 122H31L30 124L32 125V126H34V128L35 129H39V128H44V129H47V128H50V127H53V129L54 128H56V126H57V128H58V130L57 131H59V129H61V125H62V130H61V132L59 131V136L57 135V136H54V137H51V140H49L50 138L48 137H46V135L47 134H50V133H46V132H49V131H42V129H39L38 131H41V132H39V133H41V138L40 137H38V138H36V137H34L33 139H32V141H36V139H39L40 140V142L37 140L36 142H33L32 143V141H31V146L28 148L29 149V152H31L30 154L29 153H27L26 151H25V148H22V144H23V139H22V133H23V131L25 130V128L26 127H29L28 126V124H29ZM37 123L36 124V126L34 125V123ZM78 124H77V123ZM86 124H85V123ZM100 122H102V123H100ZM113 122L116 124V123H118L117 124V126L115 125V124H113ZM128 122V123H127ZM168 122V123H167ZM170 122H173V123H170ZM177 122V123H176ZM187 124H186V123ZM225 122H227V123H225ZM42 124L41 126L40 125H38V124ZM90 123H92V124H90ZM97 123H99L97 126H96V124ZM107 123V122H106ZM112 123V124H111ZM154 123V124H153ZM160 123V124H159ZM179 123H181V124H179ZM193 123V124H192ZM207 123V122H206ZM19 124V125H18ZM29 124V125H30ZM82 124H84V126L85 125H87V126H83ZM133 124V125H132ZM139 124V125H138ZM169 124V126L171 127V125L173 126V127H171V128H169V126L168 127H166L167 125ZM174 124V125H173ZM179 124V125H178ZM184 124V129L182 128V125ZM186 124V125H185ZM199 124H201V123H199ZM198 123H197V125H199ZM38 125V126H37ZM51 125V126H50ZM53 125V126H52ZM66 127H64V126ZM72 125L75 127V128H73L72 127ZM80 125V126H79ZM104 125V126H103ZM126 125H128V126H126ZM162 125V126H161ZM166 125V126H165ZM204 125V124H203ZM14 126H15V128H17L18 129V127H20L19 128V130H17L16 129V131H15V128H14ZM16 126H18V127H16ZM40 126V127H39ZM83 126V127H82ZM92 126V127H91ZM114 126V127H113ZM131 126V127H130ZM140 126H141V128H140ZM161 126V127H160ZM175 126H178L177 128H174ZM186 126V127H185ZM187 126H189V127H187ZM231 126H233V127H231ZM37 127H39V128H37ZM80 127H82L83 128V130L80 128ZM118 127V128H117ZM154 127V128H153ZM159 127V128H158ZM206 127V128H205ZM65 128V129H64ZM68 128V129H67ZM84 128H85V130H84ZM93 128V131L91 130ZM97 128V129H96ZM103 129V130H101V129ZM110 128V129H109ZM114 128V129H113ZM117 128V129H116ZM148 128V129H147ZM157 130H156V129ZM185 128H186V130H185ZM199 128V127H198ZM197 128V129H198ZM214 128H216V129H214ZM221 127H219V129H220ZM43 129V130H44ZM72 129H79V130H82V131H84L85 132V134H84V132L83 133H81L82 134V137L84 138H82L83 139V141L85 142V137L84 136H88L87 137V139H86V144L85 145H81V148H80V146L78 147L77 146V148L78 149H80L81 150V152H78L77 153V155H74V158L72 159L73 161L72 162H76V163H78V164H84V163H87L86 161L87 160H89L90 158H92V157H89V156H87V153L84 151V150H86V148H87V146L89 145V146H91V147H95V150H96V153H98L99 151H100V149L103 147V145L105 146V144H106V146H110V147H115L114 145L113 146H111L110 145V141H113L114 140V138L116 139L117 137V142L118 143H116V147L114 148V149H116V150H113V152L115 153H113V155H115V156H110V154H108L107 156H106V158H105V161H108V162H113V160H116L115 162V164H114V166L111 168V173H110V175L111 176H109L108 178L109 179H112L111 181H113V182H121L122 184H125L124 182H125V177L126 178H128V179H131V180H129V181H132L133 183H135V185L134 184H130L129 186H127V187H135L136 188V191H137V193H135L134 195H133V197H131V200H129V203H127V205H130L129 206V208L127 207V208H125L127 205L125 204L124 205V203L125 202H123L122 201V199H121V194L123 193L122 191H123V189H118L117 191H118V194H120V200L118 199V197H117V195H116V191H114L113 192V196H112V198L110 199V200H106V204H108V206L106 207V205L104 204L103 205V207H101L100 209H99V211H98V213H99V215L101 214L100 212L101 211H106L107 212V209L106 208H109V206L110 205H112V204H116V203H119L120 204V206H122L123 205V207H121L120 208V210L121 211H119L118 213L117 212H115V214H113V216L112 217H109V216H105V214H107L106 212H105V214L103 215V217H102V214H101V216H99V215H96L97 214V211H95V209H96V205L95 204H93V206H92V209H90L89 208V211H87L86 210V212L88 213V214H90V215H88L87 213H85V212H83V211H85V210H75V208L73 207V203H71V199L68 197V196H66V195H64L62 192H60L61 191V189L60 190H58L59 191V193H55V189H56V187L58 186V187H60L61 186V184L63 183V184H65V182L67 183V179L68 180H72V178H77V177H79V176H75V177H73V175H72V177L70 178V176H71V174H68L67 176H63V175H61V171H62V173H63V170H64V168H63V166H65L64 165V161L65 160H63V161H59L60 162V166L62 165V167H60V168H58L57 166L59 165V162L57 161V160H59V157L61 158V153L62 154H64V155H66L67 154V156H68V154H73L74 152L72 151V148H74V147H72L71 149H70V151L71 152H73V153H70V151H69V153H68V149L66 148V146L68 145V143H67V141H66V139L65 138H67L68 139V136L71 134H73V133H75V134H79L80 135V133L79 132H82V131H77L76 130V132L74 131V130H72ZM98 129H100V130H98ZM150 129V130H149ZM163 130V132H162V130ZM172 130V131H170V130ZM180 129V130H179ZM196 129V130H197ZM206 129V130H205ZM208 129H210V130H208ZM226 129H227V127H226ZM14 130V131H13ZM55 130V129H54ZM69 130V131H68ZM86 130H88V131H86ZM110 130V131H109ZM111 130H113L112 132H111ZM141 130V131H140ZM173 130L175 131L174 133H173ZM178 130V131H177ZM181 130H184V131H181ZM188 130H190L189 132H188ZM195 130V131H196ZM213 130V131H212ZM18 131V133H16ZM22 131V132H21ZM102 131V132H101ZM154 131V132H153ZM161 131L162 132V135H161V133H159V132ZM168 131V132H167ZM181 131V135H183V137L185 138H183V137H181V135L179 134V132ZM207 131L209 132V133H207ZM224 131V132H223ZM43 132V133H42ZM63 132H65V133H63ZM68 132V133H67ZM87 132H88V134H87ZM95 132H96V135H95ZM110 132H111V134H110ZM152 132V133H151ZM167 132V133H166ZM169 132H172L173 134H174V136L170 133V135H169ZM183 132H184V134H185V132H188V134H187V137L183 134ZM192 132V131H191ZM207 134H206V133ZM12 133V134H11ZM16 133V134H15ZM44 133H45V135H44ZM98 133H99V135H98ZM113 133V134H112ZM159 133V134H158ZM165 133H166V135H165ZM205 133V134H204ZM211 133V134H210ZM218 133V132H217ZM229 133V134H228ZM15 134V135H14ZM20 134V135H19ZM65 134H67V135H65ZM75 134H73V136H75ZM108 134V135H107ZM142 134V135H141ZM154 134H156L155 136H154ZM176 134V135H175ZM202 134V135H201ZM212 134H214V135H212ZM264 134V131L262 132V135ZM10 135V136H9ZM20 137H19V136ZM51 136H53L52 134H50ZM70 135V136H71ZM105 135V136H104ZM111 135V136H110ZM152 135V136H151ZM167 136L168 138L166 139L165 138V136ZM172 135V136H171ZM179 135V136H178ZM190 136L191 135H193V134H189ZM43 136H44V138H43ZM48 136V135H47ZM60 136H61V138H60ZM114 136V138L112 139V137ZM161 136V138H159ZM171 136V137H170ZM193 136H195V134L193 135ZM56 137V138H55ZM58 137H59V139H58ZM91 137H92V139H91ZM110 137V138H109ZM162 137H164V138H162ZM47 138V139H46ZM52 138L55 140H57L58 141V143L56 142V140H55V142H56V144L54 143V140H52ZM104 138V139H103ZM108 138V139H107ZM125 138V139H124ZM149 138V139H148ZM156 138V139H155ZM158 138H159V141L160 142H156L157 140H158ZM176 138V139H175ZM181 138H183V140H182V142H181ZM188 138H189V140H190V142H188L189 140H188ZM206 138V139H205ZM46 140V142L44 141V140ZM120 141H119V140ZM139 139V141L138 142H136L137 140ZM162 139H164V140H162ZM172 139H175V141L174 140H172ZM180 140V142L178 141V140ZM196 139V140H197ZM47 140H49V142L47 141ZM65 141L66 142V144L64 143V145H63V142H61V148H63L64 149V146H65V149H67L66 151H64L63 149L62 150H59V149H61L60 147H58L59 146V141ZM96 140V141H95ZM106 140V141H105ZM146 140V141H145ZM165 140H167V141H165ZM185 140V141H184ZM188 140V141H187ZM193 140H194V142H193ZM200 140V141H199ZM15 141H17L16 142V144H15ZM52 141V142H51ZM87 141H89V142H87ZM100 141V142H99ZM151 141L152 142H154V143H151ZM162 141V142H161ZM172 141H174V142H172ZM183 141H184V144H185V142H187L186 143V145H185V147L183 146ZM227 141H232V142H227ZM252 141V140H251ZM251 141H249V143L251 142ZM254 141H257L256 139H254ZM260 141V140H259ZM42 142H44V145H43V143ZM103 142V143H102ZM105 142V143H104ZM139 142H140V144H139ZM155 142L157 143L156 145H158V148L157 147H155V148H157V149H155V151L152 149V144H154V146H155ZM166 142H168L169 143V145H167V143ZM171 142V143H170ZM178 143L179 145H180V143H181V145L179 146V145H177L176 143ZM194 143V145H193V143ZM216 142H218L217 144H216ZM224 142H227V144L226 143H224ZM262 142V141H261ZM34 143H36V144H40V146H39V144L38 145H36L35 144V147H33L34 146ZM46 143H48V145H46ZM49 143H51L50 145H49ZM123 143V144H122ZM163 143L166 145L165 146V148H164V145H163ZM224 143V144H223ZM249 143H245L247 146L246 147H248L247 149H249V147L251 146V144H249ZM252 143V142H251ZM260 143V142H259ZM118 144H119V150H118V148H117V146H118ZM150 145V146H149ZM161 147H160V146ZM188 145V146H187ZM198 145V143L196 144V146ZM219 145H221V148L219 147ZM51 146H53V147H51ZM58 147V149H56L55 147ZM86 146V147H85ZM127 146V147H126ZM130 146V147H129ZM143 146V147H142ZM169 146L171 147V149L169 148ZM178 146V147H177ZM196 146L194 147V148H196ZM36 147H39V148H36ZM41 147H42V149L45 151V154L46 155H44V151L42 152L41 150ZM47 147V148H46ZM98 147V148H97ZM173 147V148H172ZM34 148V149H33ZM50 148V149H49ZM53 148H55L59 153H60V155L58 154V153H56V156L57 155H59V156H55L54 154H53V151L54 152H56V150L55 149H53ZM83 148V149H82ZM113 148H111V149H113ZM123 148V149H122ZM181 148V149H180ZM220 148V149H219ZM234 148V147H233ZM262 148V149H261ZM43 153V154H41V152L39 151V150ZM49 149V150H48ZM160 149V150H159ZM166 149V150H165ZM167 149H168V151H172V149H173V151L171 152V153H173V155H177L178 157H176V159H175V156H174V158H173V156H171V157H169L168 159H167V157L165 158V153L164 152H166L167 151ZM179 149L181 150V153H180V151H179ZM204 149V151H206ZM255 149V148H254ZM261 149V150H260ZM32 150V151H31ZM35 150H37V151H35ZM52 150V151H51ZM79 150V151H80ZM118 150V151H117ZM120 150H122V151H120ZM148 150V151H147ZM158 150V152H159V157H156V156H158V153L156 152ZM193 150V149H192ZM222 150V151H221ZM259 150H260V152H259ZM35 151V152H34ZM46 151H48L47 153H46ZM61 151V152H60ZM78 151V150H77ZM128 151V152H127ZM138 151V152H137ZM216 151V152H215ZM217 151H218V154H219V156H220V158H219V156H218V154H217ZM244 151V150H243ZM242 151V152H243ZM40 152V153H39ZM63 152H67L66 154L65 153H63ZM155 152V153H154ZM221 152H223L224 154H226V156H222V158H221V155H220V153ZM37 153V154H36ZM50 153H52L53 154V156H54V158H56V163H57V166H56V164H55V166L57 167V168H52L53 167V165H51V168H49V166H50V164L49 165H47V167L49 168V169H47V168H45L46 167V165H45V167H43V169L42 168H40V170H38V171H40V172H38L37 174H36V172H33L34 171V169H35V166L33 167V165H36V164H38L36 161H33L34 159L32 158V157H34V158H37V159H39V160H41V158H44L43 159V161H45V159L48 157V158H50V156L52 157V154H50ZM100 153V152H99ZM153 153H154V155H153ZM175 153V154H174ZM181 155H179V154ZM204 153V152H203ZM217 154V156L218 157H216V154ZM38 154H40V155H38ZM49 156H48V155ZM120 154H123V156L126 158H124L123 156H119ZM42 155V156H41ZM44 155V156H43ZM99 155V154H98ZM253 155V156H252ZM32 156V157H31ZM155 156V157H154ZM180 156V157H179ZM234 156V157H233ZM46 157V158H45ZM62 157H64L63 155H62ZM66 157V156H65ZM64 157V158H65ZM110 157V158H109ZM119 157V158H118ZM154 157V158H153ZM224 157V158H223ZM255 157V158H254ZM54 158L52 159V160H54ZM111 158H113L112 159V161H111ZM124 158L125 159V165H124V168H122L123 167V165H121V164H124L121 160ZM158 158V159H157ZM178 158V159H177ZM180 158V159H179ZM217 158H219L221 161H219V159H217ZM245 158H246V156H245ZM252 158H253V161L251 162V160H252ZM67 159V158H66ZM153 159H155V160H153ZM156 159H157V161H156ZM184 159V160H183ZM47 160V159H46ZM51 160V161H52ZM110 160V161H109ZM182 161V162H181ZM197 161V160H196ZM35 162H36V164H35ZM63 162V163H62ZM134 163V165H133V163ZM155 162V163H154ZM176 162H178V163H176ZM217 162H220V163H217ZM250 162V163H249ZM33 163V164H32ZM52 163V162H51ZM173 163V164H172ZM181 163V164H180ZM204 163V164H203ZM215 163H217L218 164V167H220V168H217V166H216V164ZM205 164H207V166H205ZM221 164H222V166H221ZM255 164V165H254ZM118 165V166H117ZM119 165H121V166H119ZM165 165V166H164ZM179 165H181V166H179ZM32 166V167H31ZM54 166V167H55ZM119 168V167H121L122 168V170H123V172H121V171H119V169L117 168V167ZM214 166H215V168H214ZM126 167V168H125ZM155 167H156V169H155ZM168 167V168H167ZM44 168H45V170H44ZM120 168V169H121ZM132 168V174H129V175H127L126 176V174H125V170H128V169H131ZM144 168V170H143V172H144V176L143 175H140L138 172L139 171H141L142 169ZM172 168H174V169H172ZM205 168V169H204ZM56 170V172H55V177H57V178H59V179H57V181H55L54 180V178H53V171L54 170ZM69 169V168H68ZM116 169H117V171H116ZM155 169V170H154ZM159 169V170H158ZM217 169H219V170H217ZM226 169V170H225ZM250 169V170H249ZM44 170V171H43ZM52 170V171H51ZM60 170V171H59ZM221 170H222V172H223V174H224V179H223V177L221 178L220 177V175L222 174V173H220L221 172ZM229 170H231V169H229ZM51 171V172H50ZM59 171V172H58ZM72 171V170H71ZM118 171L119 172H121V174L120 173H118ZM160 171V172H159ZM169 171H171V172H169ZM236 171H238V169H236ZM84 172V171H83ZM87 171H85V173H86ZM127 172V171H126ZM156 172H158V173H156ZM163 172V174H161L160 175V173H162ZM220 174H219V173ZM40 173V174H39ZM56 173H57V175H56ZM82 173V172H81ZM36 174V175H35ZM39 174V175H38ZM118 174H119V176H121V178L124 180H121V178H119V176H118ZM250 174L252 175V178H255L254 180L252 179V180H250V181H252V182H254L256 179V181H255V183L254 184H252V183H249V182H239L240 180H241V178H244L245 177V175H249L250 176ZM257 174V175H256ZM260 176H259V175ZM42 175H43V177H42ZM77 175V174H76ZM123 175V176H122ZM131 175V176H130ZM214 175H215V177H216V175H217V181L215 180V179H212V178H214ZM239 175V176H238ZM255 175V176H254ZM37 176H39V178L37 177ZM46 176V177H45ZM59 176H61V177H59ZM116 176V177H115ZM129 176H130V178H129ZM159 176V177H158ZM163 176H165V177H163ZM213 176V177H212ZM222 176V175H221ZM236 176H238V177H236ZM111 177V178H110ZM113 177V178H112ZM35 178V179H34ZM41 178V179H40ZM47 178H51V179H53L54 181H55V185H54V187H53V190H52V192H53V195L54 196H60L61 197V202L63 203L62 205H60V206H58V210H59V212H53L52 210H50L51 208H47V207H44L43 206V204H42V200L40 201V200H38V199H40V198H37V197H39L40 195H38V193L42 190V186H44L45 185V180L47 179ZM61 178V179H60ZM62 178H64L63 180H62ZM115 178H116V180H115ZM163 178H164V180H163ZM238 178V179H237ZM119 179V181H117ZM161 179V180H160ZM212 179V180H211ZM166 180H168V182L166 181ZM222 180L224 181V182H222ZM239 180V181H238ZM43 182V184L42 183H40V182ZM75 182L74 183H76L77 181L76 180H74ZM81 181H83V183L85 184V183H88L89 181H87V182H85L84 180H83V178L81 179ZM128 181V182H129ZM187 181V180H186ZM230 181V182H229ZM232 181H233V183H232ZM236 181V182H235ZM109 181H106L105 183L107 184ZM212 182H210V184L212 183ZM78 183V182H77ZM81 183V182H80ZM97 182H95V184H96ZM197 183V184H196ZM239 183V184H238ZM83 184V185H84ZM185 185H186V187H185ZM229 185V186H228ZM245 185V186H244ZM248 185V186H247ZM38 186V187H37ZM170 186V187H169ZM227 186L229 187V188H227ZM235 186H237V187H235ZM242 188V189H240V187ZM247 186V187H246ZM258 186H260L258 189H257V187ZM29 187V188H28ZM62 187V186H61ZM97 186H95L94 188H93V191H95L96 192V194L94 195V197L96 198L95 200H94V198H93V196H92V198H93V200L94 201H100V198H106V196H105V189L103 188V187H101L102 189H98V187L96 188ZM224 187V188H223ZM73 187H71L70 189H72ZM185 188H188V190H187V192H186V195H183V191L185 190ZM237 188V189H236ZM239 188V189H238ZM261 188V189H260ZM263 188V189H262ZM228 189V190H227ZM230 189H232V190H230ZM85 190V189H84ZM91 190V189H90ZM197 190H201L200 191V194L199 195H197L198 197L197 198H195L194 199V197H193V195L195 194V192H197ZM244 190V191H243ZM47 191L48 192H50V190H48L47 189ZM47 191H46V193H47ZM92 191V190H91ZM100 191H101V193L102 194H104V195H102V197H101V194H100ZM222 191V192H221ZM231 191V192H230ZM239 191V192H238ZM243 191V192H242ZM82 193V192H81ZM244 194L243 196H241L240 194ZM249 193V194H248ZM254 193V194H253ZM261 193V195H259ZM28 194V195H27ZM100 194V195H99ZM124 194H126V192H124ZM123 194V195H124ZM207 194L208 195H210L211 196V199H210V201L209 202H213V204L212 203H208V201H206L205 200V198H206V196H207ZM27 195V196H26ZM62 195V196H61ZM116 195V196H115ZM216 195H217V197H216ZM230 195H232V196H230ZM234 195H237V196H234ZM254 195H256V196H258V197H255V198H253V196ZM6 196V197H5ZM22 196H24V197H22ZM80 196H81V194H80ZM104 196V197H103ZM220 196V197H219ZM234 196V197H233ZM22 197V198H21ZM25 197L28 199H25ZM213 197V198H212ZM240 197L241 198H243V199H240ZM19 198H20V200H19ZM117 198V199H116ZM191 198V199H190ZM214 198H217V200H219V203H215L214 204V202L216 201V199L214 200ZM222 198V199H221ZM235 198H238L237 200H239L240 201V203H239V201H237ZM22 199V200H21ZM65 199V200H64ZM221 199V200H220ZM234 199V200H233ZM260 199V198H259ZM115 200V201H114ZM227 200H229L228 202H227ZM235 202H238V203H236L237 205H235V203H234V206L232 205L231 207H230V210H228L227 208H228V205L229 204H231L230 203V201L231 202H233V201ZM68 201V202H67ZM112 201V202H111ZM224 201H226L225 203H223ZM257 201L260 203H257ZM60 202V203H61ZM123 202V203H122ZM139 202L140 203H143L144 205H145V209L142 207V205H140L139 204ZM147 202H151L150 204H149V206H147L145 203H147ZM242 202V203H241ZM254 202H255V205H254ZM111 203V204H110ZM244 203H245V205H244ZM97 204V203H96ZM203 204V205H202ZM223 204V205H222ZM243 205V207H246V208H244L245 210L243 211L242 210V207H241V205ZM251 204V205H250ZM253 204V205H252ZM259 204V205H258ZM5 205V204H4ZM98 205V204H97ZM140 205V206H139ZM238 205H239V207H238ZM26 206V207H27ZM43 206V207H42ZM95 206V207H94ZM213 206L215 207V213H214V218H212V219H210V218H205L204 216H206L205 215V213L207 214V216H208V213L209 212H207L208 210V207H210V208H213ZM217 206V207H216ZM237 206V207H236ZM253 206V207H252ZM256 206V207H255ZM106 207V208H105ZM147 207V208H146ZM252 209H251V208ZM61 208V209H60ZM74 208V209H73ZM95 208V209H94ZM217 208V209H216ZM255 208V209H254ZM64 211H63V210ZM67 209V210H66ZM69 209V210H68ZM94 209V210H93ZM240 209V210H239ZM252 211H251V210ZM67 211V213H66V211ZM90 210H93L94 212H95V215H94V213H93V211L91 212ZM123 210V211H122ZM247 210H250V211H248L247 213H246V211ZM75 211V213H76V216H78V218H79V220L81 221L82 220V218H86L87 216H92L91 214L93 213V215L94 216H92V217H96V220L97 221H101V222H104L105 224V226L103 225V227H101V223L100 222H96V221H93L94 222V224H98V223H100V224H98L97 226L99 227V229H97V231H94L93 232V234L94 235H92V233L91 232H85V231H83V233L86 235L87 234V237L82 233V231H81V229L79 228V227H75L74 226V223H73V215H72V213ZM81 211V212H80ZM214 211V210H213ZM216 211L218 212V213H216ZM229 211H232L230 214H229ZM65 212V213H64ZM253 212V213H252ZM64 213V214H63ZM81 213V214H80ZM82 213H84L85 214V216L82 214ZM121 213V214H120ZM134 216H136V211L134 210ZM251 213V214H250ZM65 216V217H63V215ZM68 214V215H67ZM119 214V215H118ZM131 214V213H130ZM216 214H218V215H216ZM248 214V215H247ZM87 215V216H86ZM230 215V216H229ZM71 216V217H70ZM75 216V217H76ZM84 216V217H83ZM105 216V217H104ZM115 216V217H116ZM206 216V217H207ZM89 217H87V218H89ZM92 217H90V218H92ZM99 217H101V218H99ZM120 217V218H119ZM262 217V218H261ZM56 218V219H55ZM65 220H64V219ZM68 218H71V219H68ZM73 218V219H72ZM89 218V219H90ZM97 218H99V220L97 219ZM163 218V222H162V219ZM235 218V219H234ZM255 218V219H254ZM256 218H258V219H256ZM102 219V220H101ZM228 219L230 220L229 222H225V221H228ZM245 221H244V220ZM259 219H260V221H259ZM72 220V221H71ZM249 220V221H248ZM255 220H256V222H255ZM35 221H37L38 222V220L36 219V218H32L30 221H29V224H36L37 222H35ZM54 221V222H53ZM57 221V222H56ZM153 222H155L154 224H153ZM160 222H162V224L160 225L161 227H162V229H161V227L159 226V224L158 223H160ZM69 225H68V224ZM229 223V224H228ZM232 225H231V224ZM65 224H67V225H65ZM72 224V225H71ZM153 224V225H152ZM157 224V225H156ZM61 225V226H60ZM229 225H230V227H229ZM68 228H67V227ZM70 226V227H69ZM124 228H126L125 226H123ZM188 227H186V229L188 228ZM211 227H213V229H211ZM73 228H75V229H73ZM74 230V232L76 233V235L74 234V232H72L71 230ZM78 229V230H77ZM102 229H103V231H102ZM236 229V230H235ZM78 232H77V231ZM125 230V229H124ZM128 231V233L127 234H121V236L123 235V238H125V237H127L126 235H130L131 233H132V229H127ZM154 230V229H153ZM102 231V232H101ZM150 231H151V229H150ZM189 231V230H188ZM232 231V232H231ZM241 231V232H240ZM102 234H101V233ZM121 232V231H120ZM135 232V230H133V233ZM229 232H231L230 234H228ZM81 233V234H80ZM160 233V232H159ZM174 233V234H173ZM239 233H242V234H239ZM244 232H243V230L241 229V230H239V232L238 233H236V234H234L233 236L235 237V239L237 238V240L238 241H240V243L241 244H243V242H244V240H245V234H247V235H249L250 233H252V231L250 232L249 231V234H248V232H246L245 231V233L243 234ZM97 234V235H96ZM100 234V235H99ZM119 234V233H118ZM174 236H173V235ZM225 236H224V235ZM256 234H257V232H256ZM147 235V234H146ZM179 235V234H178ZM186 235V236H185ZM184 235V239H186V237H187V235H189L188 234V232H187V234H185ZM223 235V238H220L219 236H222ZM246 235V236H247ZM79 236H80V238H79ZM82 236H84V238H86V241H84L85 239L82 237ZM98 239V240H96V239H94L95 237ZM99 236H102V237H99ZM173 236V237H172ZM228 238H227V237ZM244 236V237H243ZM115 237V236H114ZM135 237H136V233H135ZM168 237V238H167ZM170 237V238H169ZM176 238H178L179 236H175ZM242 237L244 238V239H242ZM250 237V238H249ZM254 236L253 235H249L248 237H246V241H251V242H253V241H255L256 239L255 238H253ZM88 238V239H87ZM90 238H93V240L92 239H90ZM101 238V239H100ZM107 240H105V239ZM122 238V239H123ZM180 238V237H179ZM182 238V239H183ZM80 239H82V241H80ZM105 240V241H103V243H102V240ZM126 239V238H125ZM170 239V240H169ZM187 239H188V237H187ZM186 239V240H187ZM243 241H242V240ZM90 240H91V242L92 241H95L94 243H96V241H97V243L96 244H94V243H92V245H91V242H90ZM100 240H101V242H100ZM169 240V241H168ZM186 240L183 242V244H181V246L182 245H184V246H182V247H190V246H188V245H185L186 244ZM67 239H65V240H63L62 241V243H67ZM98 241H99V243H98ZM81 242V243H80ZM84 242H85V244H84ZM105 242V243H104ZM108 242H111V241H108ZM87 243H89L90 245H88L87 246ZM175 243V242H174ZM264 243V240L262 241V244ZM99 246H98V245ZM102 244V245H101ZM121 244H123V243H121ZM177 243H175V245H176ZM198 245H200L199 243H197V245H196V247L195 248H192V251H191V253L190 254H187L188 256H190V257H192L191 258V260H190V257L189 258H185V260L187 259V263H186V261H185V264H199V262L201 261L202 263H204V264H242V260H243V257L240 255V254H236L238 251H236V252H233L232 253V255L231 254H228L227 256H224V257H222L221 258V260H219L218 262H216V258L214 259V257L216 256L215 254H213V255H210L209 257H208V259L207 260H205L206 258H205V256H204V254L202 255V254H200V255H202V256H200L199 255V253H200V250H198V248H199V246ZM228 245V246H227ZM94 246V247H93ZM95 246H97V247H95ZM135 246V245H134ZM164 245L162 244V247H163ZM178 246H180V245H178ZM180 246V247H181ZM198 246V247H197ZM218 246V247H219ZM164 251L166 250V251H168V250H171L166 244H165V246H164ZM172 249H173V247H172ZM196 249V251H194ZM233 249V246H232V248H231V250ZM175 250V249H174ZM215 249H213V250H211V252L212 251H214ZM250 249H247V251H249ZM70 252L71 253V251L70 250H67V252ZM99 251V252H98ZM122 251V252H121ZM133 251V252H132ZM172 252H173V250H171ZM171 251H169L170 253H172ZM197 251L199 252L198 254H196L197 253ZM99 253V254H96V255H94V253ZM216 252V251H215ZM250 252V251H249ZM174 253V252H173ZM194 253V254H193ZM103 254V255H102ZM108 254V257H110V258H108L106 255ZM111 254V256H109ZM125 254V255H124ZM208 254V253H207ZM234 254H236V255H234ZM259 254L262 256V257H264V249H262V250H260V252H259ZM99 255L102 257V256H104L103 258H100L99 259ZM199 255V256H198ZM234 255V256H233ZM121 256H117L116 258H118V257H121ZM196 256H198V257H196ZM233 257V258H232ZM138 258H140V259H138ZM204 258V259H203ZM96 259V258H95ZM135 260H136V262H135ZM139 261V263H138V261ZM141 260V261H140ZM190 260V261H189ZM132 261H134V262H132ZM211 261H212V263H211ZM117 262V263H116ZM201 264V263H200Z\"/></svg>",
  "mask_w": 264,
  "mask_h": 264
},
{
  "label": "bare ground",
  "instance_id": "bare-ground-1",
  "mask_svg": "<svg viewBox=\"0 0 264 264\" xmlns=\"http://www.w3.org/2000/svg\"><path fill=\"white\" fill-rule=\"evenodd\" d=\"M3 1V0H2ZM1 0H0V4H2L1 2H2ZM6 1V0H5ZM42 1V0H41ZM44 1H46V0H44ZM43 1V2H44ZM49 0H47V2H48ZM96 1V0H95ZM113 1V2H112ZM115 1H117V2H120V0H108V2H112V3H114ZM121 1H124V0H121ZM126 1V0H125ZM124 1V2H125ZM131 1V0H130ZM130 1H128V2H130ZM190 1H193V5H196V4H199L200 2V4H203L202 3V0H190ZM203 1H206V2H208V4H209V6L211 5L212 6V8L213 9H216V8H218V9H220V6H222V2L223 1H221V0H203ZM230 0H227L226 1V3H228ZM242 2H243V0H241ZM247 1V0H246ZM254 1V0H253ZM260 1V0H259ZM259 1L257 2V3H259ZM262 1V0H261ZM260 1V2H261ZM26 2L27 3H29V2H31V4L34 2V0H26ZM38 2H39V0H38ZM42 2V3H43ZM46 2V3H47ZM51 2V1H50ZM97 2H100L99 0H97L96 1V3ZM116 2V3H117ZM123 2V3H124ZM132 2V1H131ZM140 2H149V3H151V2H153V3H155V5H156V7H157V11H154V13L156 14V16L157 15H160V13L162 14V16L164 15V16H166V17H164V18H166V19H164V20H166V22H168V23H170L171 24V29H173V31L175 32L174 34H175V36L176 37H174V36H171V38L170 39H172L171 41H172V43H171V45H170V47H168V45L166 44V46H165V44H163L164 46H162V47H160V48H162V50H156V49H154L153 50V48H157V47H153L151 50L150 49H148L147 48V44H146V46L145 47H143L142 46V48L140 49V47L138 48V47H136V49L134 50L133 49V52H132V50H129L126 54H128V55H126L125 57H124V55H123V57L124 58H126V59H121V58H118V60L119 61H124V63H126V62H133V63H135L134 65H136V67H137V65H138V63L142 60V58H144L143 60L145 61L146 59H148V61L150 60V58H149V56H152V57H155L156 55L157 56H163L162 58H165V57H167V55L164 57V55L166 54L165 52H164V49H168V48H175L176 46H180L181 44H179V42L180 41H187V43H188V41H189V38H190V36L192 35V31H194V29L196 28V31H197V28L199 27V26H204V27H206L207 29H206V31L204 32V33H200L199 35H195L194 34V36H193V38H194V42H193V44H192V42L191 41H189V43H188V45H187V43L186 44H184V45H186V49H185V52L184 53H180V55H178V56H176L175 54L174 55H168V57L169 58H167V63L169 62V64H167V63H163V64H166V65H171L170 63L171 62H173L174 63V61L176 60H181V59H183V55H184V57L185 58H187V60H188V62H186L187 63V68H185L184 70H181V69H179V71L180 72H175L176 73V75H182V76H180V77H182V78H177V77H179V76H175V75H173V76H175V77H173L172 76V74L171 75H169L170 74V72H168L169 74V76H170V79L169 80H172V81H169L168 82V77L164 80V79H162V77H161V80H163V82H161V80H160V83H159V85H161V83L164 85V86H162L161 85V87L160 86H157V87H159V88H161V90H162V87H167V85H169V84H171V85H173V89H175L176 88V90H175V92L178 94V89L179 88H183V87H187L188 89H190L189 91V93H188V91H187V93L186 94H181L180 96H183L184 97V100L182 99V101H179V102H183V101H186V99L187 98H189V96L191 97L192 95H194V94H196L198 91H200V93H201V90H206L207 89V91H208V88L210 89H212V87L214 86V87H216V86H218V85H220V86H218V87H216V89H214V87H213V91L211 90V92H210V90H209V92H208V94L209 95H207V97H206V93H202V95H204V97H206L205 99H204V97L202 98V96H201V98L202 99H199L198 101H195V103L197 104L196 106L197 107H194V105H191V107L192 108H186L184 111V114H182V115H184V117H186L187 118V123L189 124V121H188V118L190 117V115H191V117H194V120H195V126H187V127H189V129H191V131L190 130H188V132L190 131V133L191 134H195V136H193V135H189L188 134V132H185V134H184V132H183V134L187 137V134H188V136L189 137H196V139H197V137H199L200 135H198V136H196V132H197V134H200L201 133V131H202V129L204 130V127H201V126H207V127H209L210 126V129H211V127H217V130H215L214 131V133H216L215 134V137L213 138V140L215 139V138H218V137H220L222 134V132H221V130H228V126H229V129H231L230 128V124H231V122H234V120H235V122L234 123H232L233 125H235V127L233 128L234 130L230 133V136L229 137H231V139H233L234 140V142H232V141H230V142H232V143H230L229 141H227V142H229L230 144H228V146H226V149H224L225 148V146H223V152L224 153H226L227 155H229L228 154V149L227 148H230V150H232V151H230V152H232L233 154H236V153H238L239 155H241L242 153H243V158L240 160V159H238V160H235V162L234 163H230V161L228 160V158L226 157V161H224V166L226 167V169L228 168V167H230L229 169H231V170H229V169H227L228 171V173H226L225 174V177H229V178H225L224 177V174H223V172H222V170H221V172L220 173H222L221 175H220V177L222 178L223 177V179L225 178V183H224V186L226 185V183H227V180L228 179H232L233 177L232 176H234L235 174L237 175V172H240L241 170H243V169H245V170H247L246 169V166L247 167H251L252 165L251 164H246L245 163V165H244V160L245 159H248L247 158V156L251 153V152H253L254 150L256 151V149H259L260 148V146L262 145V144H264V134L262 135V132L264 131V114L263 115H260L261 113H259L260 112V110H263L264 109V95L263 96H261V92H263L264 91V63L263 62H261V61H258V60H256V61H258V63L257 62H255V67L254 68H243V67H240V66H238V64H235V62L237 61V60H239V59H241V58H247L245 55H247V54H249V53H246L245 54V51H247V47H249L250 48V46L251 45H253V43H254V45H253V47H255V49H253V51H251L250 53H252V54H256L255 53V51H258V52H260V51H263L264 50V47H263V45H262V43L260 44V43H258V41H257V36H255V35H249L248 34V37L247 36H245V37H241L243 34H244V29L242 30L241 28L238 30H232V31H230L229 33H223L224 32V30H227V28H228V26L229 25H231L233 22H234V18L232 17V18H230L229 16L227 17V13L225 12V14H226V16H225V21H222V18L221 19H216V18H214L213 17V14H212V16H211V18L210 17H207L208 15H209V13H211V12H215V14L216 13H218V12H220L218 9H217V11H211V12H209L208 13V15L207 16H205L206 14H204V16H203V14H197V15H195V14H191V15H189L188 14V12L186 13V10L188 9V2L189 1H187V0H143V1H141L140 0ZM248 2V1H247ZM255 2V3H256ZM263 2V4H264V1H262ZM261 2V3H262ZM4 3H6V2H4ZM3 3V4H4ZM20 3V2H19ZM35 3V2H34ZM33 3V4H34ZM96 3H94V4H96ZM111 3V4H112ZM244 3H245V1H244ZM21 4H22V2H21ZM23 4H24V2H23ZM48 4H49V2H48ZM191 4V3H190ZM229 4H233V3H228L227 4V6L229 5ZM234 4H236V6L237 5H241V3H240V1L239 0H237V2L236 3H234ZM243 4V3H242ZM263 4H261L262 6H263ZM20 5V4H19ZM39 5L41 6V2H39ZM46 6H47V4H45ZM44 5V6H45ZM50 5V4H49ZM130 5V4H129ZM131 5H133V3H131ZM205 5V4H204ZM203 5V6H204ZM224 5V4H223ZM246 5V4H245ZM245 5L243 4V7H245ZM257 5V4H256ZM6 7H8V4L7 5H5ZM24 6V5H23ZM38 7L39 9H40V12H41V8L42 7ZM97 6V5H96ZM150 6H151V4H150ZM226 6V5H225ZM239 6H238V8H239ZM258 6V5H257ZM261 6V7H262ZM2 7H4V5L2 6ZM1 7V8H2ZM24 7H26V6H24ZM112 7V6H111ZM190 7V6H189ZM216 7V8H215ZM249 7V6H248ZM264 7V6H263ZM5 8V7H4ZM10 8V7H9ZM20 8H21V5H20ZM23 8V7H22ZM22 8H21V11H22ZM27 8V7H26ZM25 8V9H26ZM44 8V7H43ZM229 8V6L227 7V9ZM257 8V7H256ZM255 8V10H258V9H260V4H259V8H257L256 9ZM24 9V8H23ZM30 9V8H29ZM46 9H47V7H46ZM92 9V10H91ZM105 9L106 8H104V7H102V8H99L97 11L96 10H94L93 9V6H91L90 4H82V6L80 7V14H79V16L77 17V19H79V20H81L82 18H85V16L87 15V16H89V13L92 15V16H90L91 18H93V22H94V20H97L98 19V17H100V16H102V15H105L106 13H109V12H106L105 11ZM144 9H145V7H144V3L142 4V6H139V8H137L135 11H123V10H117V9H115V10H111L112 11V14L114 15V17H112V18H117L116 19V21H113V20H111V22L113 21V23L114 24H111L110 23V21H109V19L108 20H106V22L103 24L104 25V27H101L104 31L103 32H100L101 33V36L100 37H98L99 39H96L95 41L96 42H100V40H102V42L103 41H107L106 39H108V38H110V37H108V38H106V36L107 35H110L109 33H114L115 32V30L116 31H120L124 26H126L125 27V29L124 30H122V32L120 31V34L121 33H123V35H124V38L125 37H128V35L126 36V33L125 32H130V31H127L128 29H132V27H133V29H134V26H135V23L137 22L138 23V21H142V25L143 24H145L144 22H146L147 21V15H145L144 14ZM152 9V8H151ZM155 9V8H154ZM199 9V8H198ZM222 9V8H221ZM44 10V9H43ZM238 10V9H237ZM263 10H264V8H263ZM25 11H27V10H25ZM168 11V12H167ZM188 11V10H187ZM201 10H199L198 12H200ZM203 12H204V10H202ZM201 11V12H202ZM207 11V10H206ZM228 11H230V9L228 10ZM251 10H249L248 9V12L249 13H255V14H257V11H255V12H250ZM262 11V10H261ZM0 12H5V10H0ZM7 12H8V10H7V8H6V12H5V15L7 14ZM31 11H29V13H30ZM158 12V13H157ZM200 12V13H201ZM202 12V13H203ZM246 12H247V10H246ZM245 12V13H246ZM259 12H260V10H259ZM22 13H24V11L23 12H21V14ZM28 12L26 13L27 14V16H28V14H29ZM248 13V14H249ZM1 14H3V13H1ZM8 14H9V12H8ZM25 14V13H24ZM26 14H25V16H26ZM167 14H170V15H167ZM224 14V15H225ZM230 14V13H229ZM247 14V15H248ZM263 14H264V11H263ZM2 15V17L0 16V49H2V48H4L5 49V47H8V48H10L9 50H7V53H4V52H6V51H4V52H2V53H4V55H9V57L11 56V55H14L15 54V52H19L20 51V53H22L23 52V55H21L22 57H25L26 59L25 60H23V61H21V62H16L15 64H13L12 66H14V69H15V71L16 72H19V71H23L24 72V70H26V68L28 69V66H29V68H31L30 70H31V72H32V78H37L36 76H38V75H40V74H42L43 72H45L43 75H45V76H47V78L45 79V80H43L42 82H47V84H46V86H44L45 88L48 86V90H50L51 91V93H49V94H51V95H54V93H55V90L53 89V86H56V84L58 83H62V82H60V80L61 81H63L64 80V83L66 84L65 86H68L67 85V82H66V80L68 79V78H71L72 79V77L70 76V75H64V71H67V69H65L64 70V68L62 69V64H61V62L63 63V65H64V63H65V61H70V60H67V59H64L65 61L63 62V61H61L60 60V58H61V55H55L53 58H48V59H50L49 61H43V62H45V64L46 65H42V63L40 62V64H38V63H35V64H33V63H31V61H30V63L28 62V60H29V57L35 52V51H37V50H39V49H37V47H35V49H37V50H33L32 49V51L31 50H29V46H32V45H37V44H39L40 42H42V41H46V42H49V40L52 38V35H50V34H48V31L46 30V28L44 27V26H42V24H39V23H34L35 22V17H34V14L32 13V17H29L30 16V14H29V18L28 19H20L21 20V22H22V24L24 25V30H25V32L24 33H22V27H21V29H20V31H21V33L22 34H20L19 36H18V32H17V30H15V26H16V24H18L17 23V21L18 20H15V22L13 23V26L10 24V23H8L7 21L9 20V18H8V20H7V18H6V16H8V15ZM188 15H189V17L190 18H188ZM218 15V17H222V15H220L219 16V14H217ZM216 15V16H217ZM261 15H262V12H261ZM261 15L259 16V14L258 15H256L257 16V18L259 17H261ZM21 16V15H20ZM23 16V15H22ZM40 16H41V14H40ZM215 16V17H216ZM245 16H246V14H245ZM256 16H255V18H256ZM10 17V16H9ZM183 17H185L186 18V20L188 19H192L193 20V22L192 23H190V24H188V22H186L185 20H184V22L182 21V19H183ZM262 17H264V15H262ZM39 19H41V17H38ZM161 18V17H160ZM158 19L157 20V22H159V23H153V24H150V25H146L145 27H144V30H143V28H142V30L140 29L139 31H137L138 33L136 34V35H138V36H140L141 38H142V41L144 42V40H143V37L145 38V39H147V38H149V36L150 35H152L151 33H154L153 35H152V37H150L151 39H149V42H147L149 45H152V44H154V46L157 44V46H158V44L160 43V44H162V41H163V39H164V37H166V35H168V30H167V28L165 29V28H163L164 26H162L160 23L161 22H163V20H161V19ZM163 18V17H162ZM184 18V19H185ZM200 18H204L205 19V21H202L203 19H200ZM227 18H230L229 20L227 19ZM256 18V19H257ZM226 19H227V21H226ZM246 19H247V16H246ZM260 19H262V21L264 20L263 18H260ZM260 19H258L259 21H260ZM45 20V19H44ZM44 20H42L41 19V21H43L44 22ZM78 20V21H79ZM250 20V19H249ZM258 20H256V22L258 21ZM99 21V20H98ZM101 21V20H100ZM109 21V22H108ZM122 21H124L125 22V25L123 26L122 25ZM127 21V22H126ZM251 21V20H250ZM249 21V25H251L250 23H252V24H254V23H256V22H250ZM10 22V21H9ZM12 22V21H11ZM20 22V21H19ZM36 22H39V21H37V19H36ZM42 22V23H43ZM117 22V23H116ZM261 22V21H260ZM214 23H216V25L217 26H214L215 24ZM258 23V22H257ZM10 24V25H9ZM22 24L20 23L19 25L20 26H22ZM146 24H148V23H146ZM264 24V22L261 24V25H263ZM254 25H256L257 26V24H254ZM259 25V24H258ZM264 26V25H263ZM81 27V26H80ZM79 27V28H80ZM94 27H96V26H93V28ZM195 27V28H194ZM246 27H248V26H246ZM20 28V27H19ZM101 28H98V29H100L99 31H101ZM136 28V27H135ZM148 28V29H147ZM245 28V27H244ZM257 28V27H256ZM200 29V28H199ZM254 29H255V27H254ZM258 29H263L264 30V27H259ZM93 30V29H92ZM96 30V29H95ZM230 30V29H229ZM263 30H262V32H263ZM19 31V32H20ZM114 31V32H113ZM125 31V32H124ZM134 32V30H131V32ZM200 31V30H199ZM83 32H84V29H82V34H83ZM151 32V33H150ZM202 32V31H201ZM33 33H36V35H35V37L33 36L32 37V35H34ZM125 33V34H124ZM17 34V35H16ZM45 34H47V37L46 36H44ZM130 35V34H129ZM260 35V34H259ZM30 36H31V38H30ZM78 36V35H77ZM82 36V35H81ZM12 37L14 38V40H12ZM15 37H17V38H15ZM19 37V38H18ZM44 37H45V39H44ZM132 37V36H131ZM40 38H42V40L39 42V40H40ZM73 38V37H72ZM123 38V37H122ZM133 38H135V37H133ZM191 38H192V36H191ZM261 38V37H260ZM17 39V40H16ZM20 39V40H19ZM71 39V38H70ZM130 39V38H129ZM128 39V40H129ZM169 38H168V40H170ZM177 39V40H176ZM26 40H28V45L25 47L24 45H23V43L24 42H26ZM51 40H53V39H51ZM50 40V41H51ZM69 40V39H68ZM73 40V39H72ZM76 40H77V38L75 39V41L74 42H76ZM108 40H110L109 42H108V46L106 47L107 48V53H108V56H110L111 55V59H112V57L115 55V53H114V51H116V50H114L115 48H119L120 49V47L121 46H123V42H121L122 40L120 39V40H118V39H116L114 36H113V34H112V37L110 38V39H108ZM127 40V39H126ZM133 40V39H132ZM138 40H140V39H138ZM138 40L136 41V42H134V44L136 43V44H138L137 46H139V44L140 43H138ZM173 40H176V43H174L173 42ZM263 40V39H262ZM16 41H18V42H16ZM44 41V42H45ZM56 41V40H55ZM70 41V40H69ZM68 41V42H69ZM94 41V42H95ZM129 41H131V40H129ZM148 41V40H147ZM182 41V42H183ZM53 42V41H52ZM73 42V41H72ZM113 42V43H112ZM142 42V44L144 45V43ZM127 43H128V46H130L129 44H131L130 42H128L127 41ZM127 43H124V45H126ZM194 43H196V44H199V45H203V46H205L204 48L201 46H199V47H197V49H196V51H194L193 50V47H192V45H196V44H194ZM41 44V43H40ZM47 44V43H46ZM50 45H51V43H49ZM75 44V43H74ZM106 44V43H105ZM160 44H159V46H160ZM205 44V45H204ZM43 45V44H42ZM56 44H54V46H55ZM65 45V44H64ZM103 45V44H102ZM262 45V46H261ZM38 46H40V45H38ZM53 46V47H54ZM68 46V44L66 45V47ZM70 46V45H69ZM68 46V47H69ZM75 46V45H74ZM74 46H72L71 45V47H73V49H71L72 50V54H75L76 53V55L75 56H77L78 54V57L76 58L75 57V60H77V62H79L78 60L80 59L79 57H80V53L79 52H77V51H80V49H82V51H84V52H86V54H87V51H90L92 48L94 49V47H97V46H95V45H92L93 47H83V46H77V47H74ZM106 46V45H105ZM134 46H136V45H133V46H131L132 48L134 47ZM158 46V47H159ZM60 47V46H59ZM62 47V46H61ZM70 47V48H71ZM125 47V46H124ZM124 47H123V49H124ZM151 47V46H150ZM168 47V48H167ZM190 47H192V49H189ZM196 47V46H195ZM7 48V49H8ZM32 48V47H31ZM34 48V47H33ZM42 48H46V47H43L42 46ZM52 48V47H51ZM99 48V47H98ZM144 48H147V50H145ZM54 49H56L55 47H54ZM64 50L66 49V48H63ZM69 49V48H68ZM68 49H66L67 51H68ZM75 49H76V52H75ZM104 49V48H103ZM122 49V48H121ZM204 49V50H203ZM19 50V51H18ZM41 50V49H40ZM57 50H58V48H57ZM57 50H53V51H57ZM95 50V49H94ZM126 50V49H125ZM149 50V51H148ZM1 51V50H0ZM3 51V50H2ZM31 51V52H30ZM46 51H48V50H46ZM61 51H62V49H61ZM81 51V52H82ZM106 51H105V53L103 52V54H106ZM250 51V50H249ZM248 51V52H249ZM43 52V49H42V51L41 52H39L38 53V55L40 54V53H42ZM44 52H45V50H44ZM59 52H60V50H59ZM66 52V51H65ZM205 52H207L206 54H204ZM19 53V54H20ZM37 53V52H36ZM46 53V52H45ZM52 53V52H51ZM71 53V52H70ZM83 53V52H82ZM89 53V52H88ZM94 53H96V52H94ZM99 53V52H98ZM192 53H197V55H196V57L195 58H192V56H191V54ZM18 54V55H19ZM49 54V53H48ZM48 54H46V55H48ZM61 54V53H60ZM93 54V53H92ZM120 54H122V53H120ZM263 54H264V52H263ZM17 55V54H16ZM15 55V57H17ZM37 55V59H38V56ZM41 55H44V54H41ZM54 55V54H53ZM62 55H64V54H62ZM82 55H84V54H82ZM88 55V54H87ZM89 55H91V54H89ZM94 55V54H93ZM244 55V56H243ZM258 55V54H257ZM1 57H2V55H0ZM97 57H98V55H96ZM107 56V55H106ZM106 56H104V57H106ZM243 56V57H242ZM262 55H260V57H261ZM4 57V56H3ZM6 57H8V56H6ZM11 57H14V56H11ZM14 57V58H15ZM31 57H33V56H31ZM63 57V56H62ZM84 57V56H83ZM117 57H120V56H117ZM152 57H151V59H152ZM251 57V56H250ZM13 58V59H14ZM42 58V56L40 57V59ZM65 58V57H64ZM69 58V57H68ZM71 58V57H70ZM69 58V59H70ZM79 58V59H78ZM108 58V57H107ZM259 58V57H258ZM6 59H8V58H6ZM36 59V58H35ZM35 59L33 60L32 59V61H35ZM57 61H56V60ZM90 59V58H89ZM93 59H95L94 57H93ZM141 59V60H140ZM155 59V58H154ZM168 59H169V61H168ZM256 59V58H255ZM261 59V58H260ZM3 60H5V57L2 59V58H0V67H1V63H3ZM12 60V59H11ZM42 60V59H41ZM47 60V59H46ZM58 60H60V61H58ZM82 59H80V61H81ZM127 60V61H126ZM184 60V59H183ZM254 60V59H253ZM10 61V60H9ZM8 61V62H9ZM16 61V60H15ZM72 61V60H71ZM94 61V60H93ZM113 61V60H112ZM126 61V62H125ZM36 62V61H35ZM47 62V63H46ZM59 62V63H58ZM89 62L91 63V61L89 60L88 61V64H89ZM106 62H107V60H106ZM145 62H147V60L145 61ZM4 63H6V62H4ZM12 63V62H11ZM10 63V64H11ZM13 63H14V61H13ZM75 63V62H74ZM73 63V64H74ZM150 63V62H149ZM172 63V64H173ZM10 64H9V66H10ZM47 64H49V65H47ZM68 64H69V62L66 64L65 63V65H67L68 66ZM70 64H72V63H70ZM91 64H94V63H91ZM91 64H89V65H91ZM105 64V63H104ZM128 64V63H127ZM141 64H144V63H141ZM156 64V63H155ZM163 64H161L160 66H163ZM175 64V63H174ZM32 65L34 66L35 65V67H34V69H33V67H32ZM57 65V66H56ZM77 65V64H76ZM81 65V64H80ZM84 65V64H83ZM107 65V64H106ZM113 65H114V63H113ZM133 65V66H134ZM145 65H146V63H145ZM144 65V66H145ZM151 65V64H150ZM178 65V64H177ZM4 65H2V67H3ZM8 66V67H9ZM67 66H64V67H67ZM85 66V65H84ZM84 66H81V67H84ZM103 66H105V65H103ZM112 66V65H111ZM124 66V65H123ZM128 66H132L131 64H128ZM144 66H143V68H144ZM147 66H148V64H147ZM1 67V68H2ZM49 67V68H48ZM76 67H78V66H76ZM116 67V66H115ZM159 67V66H158ZM165 67H167V66H165ZM164 67V68H165ZM169 67H171V66H169ZM172 67H174L173 65H172ZM181 67V66H180ZM0 68V69H1ZM4 68V70H5V66L3 67ZM46 68H48L47 70V72H46ZM92 68H93V66H92ZM108 68V67H107ZM110 68H113V66L112 67H110ZM116 68H118V67H116ZM146 68V67H145ZM152 68H154V67H152ZM162 68V67H161ZM175 68H176V66H175ZM179 68V67H178ZM7 69V68H6ZM45 69V70H44ZM90 69V68H89ZM103 69V68H102ZM106 69V68H105ZM121 69V68H120ZM120 69H117V71L118 70H120ZM128 69H129V67H128ZM134 69V68H133ZM146 69H148V68H146ZM163 69V68H162ZM165 69H167V71H169L168 70V68H165ZM170 69V68H169ZM173 68H171V70H172ZM3 70V73H2V76H3V74H4V72H6V71H4ZM29 70V71H30ZM82 70H84V69H82ZM109 70V69H108ZM135 70H139L138 68L137 69H135ZM152 70V69H151ZM164 70V69H163ZM13 71V70H12ZM84 71H86V68H85V70ZM114 71L116 72V70L114 69ZM133 71V70H132ZM1 72H2V70H1ZM23 72H20V74L21 73H23ZM124 72V71H123ZM146 72V71H145ZM145 72H143V73H145ZM153 72V71H152ZM165 72V71H164ZM172 72V71H171ZM15 73V72H14ZM66 73V72H65ZM73 73V72H72ZM125 73V72H124ZM135 73V72H134ZM138 73V72H137ZM147 73V72H146ZM163 73V72H162ZM174 73V74H175ZM19 73H18V75H20ZM27 74V73H26ZM148 74V73H147ZM166 74V73H165ZM164 74V75H165ZM184 74V75H183ZM17 74H16V76H18ZM123 75V74H122ZM122 75L120 76V77H122ZM128 75V74H127ZM153 75V74H152ZM167 75V74H166ZM25 76V75H24ZM23 76V77H24ZM27 76V75H26ZM30 76V75H29ZM42 76V75H41ZM117 76V75H116ZM130 76V75H129ZM134 76V75H133ZM143 76V75H142ZM145 76H146V74H145ZM144 76V77H145ZM232 76V77H231ZM13 77H15V76H13ZM13 77L11 76V80L9 79V81L11 82L12 81V79H13ZM124 77H127V76H125L124 75ZM124 77H122V78H124ZM137 77H139V76H137ZM165 77V76H164ZM163 77V78H164ZM255 77H256V79H257V82H258V84L257 83H253V80L255 79ZM19 78L21 79V77L19 76ZM18 78V79H19ZM43 78V77H42ZM85 78V77H84ZM117 78H119V77H117ZM155 78V77H154ZM160 78V77H159ZM173 78H177V79H175V80H173ZM0 79H1V77H0ZM2 79H5V77L3 76V78ZM2 79H1V82H2ZM7 79V78H6ZM24 78H22V80H23ZM74 79V78H73ZM73 79L71 80V81H73ZM133 79V78H132ZM142 79V81H143V77L141 78ZM140 78H138V80H141ZM229 79V80H228ZM33 80V79H32ZM58 80H59V82H58ZM121 80V79H120ZM127 80H128V78H127ZM248 80V82H246ZM7 81V80H6ZM15 81H17V80H15ZM19 81H21V80H19ZM69 81V80H68ZM71 81H69V83L71 82ZM117 81V80H116ZM115 81V78H114V82H116ZM135 81H136V78H135ZM145 81H147V79L145 80L144 79V81L143 82H145ZM8 82V81H7ZM37 82V81H36ZM42 82H40V84L39 85H41V83ZM121 81H119V83H120ZM125 82V81H124ZM139 81H137L136 83H138ZM143 82H140V83H143ZM165 82V83H164ZM2 83H4V82H2ZM86 84H87V81L85 82ZM104 83V82H103ZM117 83V82H116ZM130 83L132 84L133 82H131L130 81ZM135 83V84H136ZM140 83H139V88H140ZM145 83H148V81L147 82H145ZM144 83V84H145ZM150 83V82H149ZM152 83V82H151ZM167 83V84H166ZM11 84V83H10ZM17 84H19V86H20V88H21V86L22 85H20L21 83H17ZM50 84H52V85H50ZM76 84V83H75ZM85 84V85H86ZM110 84V83H109ZM115 84V83H114ZM144 84H142V85H144ZM9 85V84H8ZM14 85H16V84H14ZM13 85V86H14ZM25 85V88L23 87V88H21V90L20 91H23V89H27V86L28 85H30V84H28L27 86H26V84H24ZM23 85V86H24ZM35 85H36V83H35ZM63 85V84H62ZM71 86H72V83L70 84ZM77 85V84H76ZM103 85H105V83L103 84ZM111 85H113V84H111ZM119 85V84H118ZM129 85V84H128ZM134 85V84H133ZM137 85V84H136ZM135 85V86H136ZM152 85V84H151ZM11 86H12V84H11ZM43 86V85H42ZM59 86V85H58ZM64 85L63 86H60L61 88L63 87H65ZM79 86V85H78ZM77 86V87H78ZM82 86V85H81ZM84 86V85H83ZM88 86V85H87ZM87 86H84V88L85 87H87ZM121 86V85H120ZM131 86V88L133 89V86L132 85H130ZM148 86V85H147ZM147 86L145 85V89H147ZM15 87V86H14ZM13 87V88H14ZM29 88H30V86H28ZM36 87V86H35ZM57 87V86H56ZM69 87V86H68ZM73 87L75 88V86H74V81H73V86L72 87H69V88H72L73 89ZM77 87L75 88V89H77ZM102 87V86H101ZM111 87H113V86H111ZM116 87V86H115ZM137 87V86H136ZM156 87V86H155ZM5 86L4 87H0V89H1V91H3V90H8L7 88H5ZM10 88V87H9ZM16 88V87H15ZM19 88V89H20ZM40 88V87H39ZM55 88V87H54ZM58 88V90L59 91H62L63 92V90L62 89H59V87H57ZM57 88H55L56 89V91L58 92V90H57ZM66 88V87H65ZM84 88H82L81 87V89H84ZM138 88V89H139ZM142 89H143V87H141ZM141 88L139 89V90H141ZM150 88V87H149ZM149 88H148V90H149ZM171 88V87H170ZM193 88H197V89H195V90H191V89H193ZM18 89V90H19ZM33 89V88H32ZM47 89H45V90H47ZM53 89V90H52ZM79 89H80V87H79ZM115 89V88H114ZM167 89H169V87L167 88ZM41 90V89H40ZM43 90V89H42ZM47 90V91H48ZM87 90V89H86ZM86 90H84V92L86 91ZM100 90V89H99ZM111 90V89H110ZM117 90V89H116ZM127 90H128V88H127ZM127 90H125V91H127ZM134 90H136L137 92H139L136 88L134 89ZM134 90H133V92H134ZM151 90V89H150ZM154 90V89H153ZM160 90V91H161ZM182 90V89H181ZM184 90H185V88H184ZM204 90V91H205ZM215 90V91H214ZM9 91V90H8ZM7 91V92H8ZM15 91H17V90H15ZM20 91H18L19 93H24V92H20ZM34 91H35V89H34ZM47 91H44V94H45V92H47ZM53 91H54V93H53ZM67 91H69V89L67 88ZM73 91H74V89H73ZM73 91L72 90H70L69 91V93L70 92H72L73 93ZM76 91V93H77V90H75ZM79 91V90H78ZM81 92L83 91V90H80ZM88 91H91L90 90V88H89V90ZM130 91V90H129ZM145 91V90H144ZM147 91V90H146ZM164 91H168V90H164ZM162 92V93H165V92ZM5 92V91H4ZM26 92V91H25ZM37 92H38V89H37ZM81 92L79 93V94H81ZM130 92H132V91H130ZM129 92V93H130ZM154 92H156V91H154ZM153 92V93H154ZM175 92H173V93H175ZM183 92V90L181 91V93ZM10 92H8L7 94H9ZM11 93H13L12 91H11ZM27 93V92H26ZM35 94H36V91L34 92ZM60 93V92H59ZM68 92H67V94H65V93H60V94H58V97H57V99L58 98H63V94H65L64 96H66L67 95V97H70V96H72L73 94L72 93H70V94H72V95H70ZM127 93V92H126ZM125 93V94H126ZM135 93V92H134ZM153 93H150V94H153ZM160 93V92H159ZM168 94H169V92H167ZM170 93H171V91H170ZM175 93V94H176ZM260 93V94H259ZM2 94H4V93H2ZM40 94V93H39ZM70 96H69V95ZM75 94V93H74ZM79 94H75V96L77 97V96H79ZM83 94V93H82ZM86 94V93H85ZM89 94V93H88ZM140 94V93H139ZM142 94H144L146 97H150L151 98V95H149V96H147L148 94H146V92H142ZM141 94V95H142ZM157 94H158V92H157ZM167 94V95H168ZM174 94V95H175ZM179 94H180V90H179ZM178 94V95H179ZM197 94H199V93H197ZM11 95V94H10ZM13 95H14V93H13ZM20 95V94H19ZM24 95V94H23ZM30 95H32L31 94V92H29V96ZM48 95V94H47ZM84 95V94H83ZM83 95H82V97H81V99L83 98ZM127 95V94H126ZM134 95V94H133ZM136 95V94H135ZM154 95H156V94H153L152 95V97L154 96ZM162 95V94H161ZM166 95V94H165ZM164 95V96H165ZM166 95V98H164L165 99V101H166V99L168 98V97H170L171 98V96H167ZM170 95V94H169ZM28 96V95H27ZM33 96V95H32ZM31 96V97H32ZM38 98H40V99H38V100H42V99H44V98H42V97H40V96H42V95H36ZM55 96H56V94H55ZM55 96H54V98H55ZM74 96V98L76 99V97ZM87 96H89V95H87ZM86 96V98H89V99H91L90 97H87ZM108 96V95H107ZM128 96V95H127ZM139 96V95H138ZM144 96V97H145ZM160 96V95H159ZM180 96H178V98L180 97ZM230 96H235V99H236V96L239 98V100H238V98H237V103L236 104H229V100L230 99H232V97H230ZM5 96H3V98H4ZM7 97H9V99H10V97L11 96H7ZM7 97H5V99H7ZM16 97V96H15ZM23 97V96H22ZM30 97V98H31ZM34 97V96H33ZM36 97V98H37ZM44 97H45V95H44ZM49 97V96H48ZM51 97V96H50ZM49 97V98H50ZM73 97V96H72ZM161 97H163V96H161ZM199 97V96H198ZM17 98V97H16ZM16 98H14V99H16ZM27 98V97H26ZM29 98V97H28ZM27 98V99H28ZM54 98H52V100L51 101H53V99ZM74 98L72 99V100H74ZM79 98V97H78ZM85 98V99H86ZM105 98V97H104ZM141 98V97H140ZM160 97H156L155 99H156V101L159 99ZM194 98V97H193ZM200 98V97H199ZM220 98V99H219ZM46 99V98H45ZM51 99V98H50ZM50 99H47V100H50ZM69 99V98H68ZM68 99H62L61 101L62 102H65L64 100H67L68 101ZM84 99V98H83ZM82 99V101H86V100H83ZM92 99H93V97H92ZM123 100H124V98H122ZM133 99V98H132ZM148 99V98H147ZM172 99V98H171ZM180 99V100H181ZM190 99V98H189ZM234 99V98H233ZM23 100H25V99H23ZM23 100H21V101H23ZM30 100V99H29ZM31 100H32V98H31ZM30 100V101H31ZM59 100V101H58ZM57 101L56 100H54L55 102H59L60 103V99H58ZM72 100H71V104H74V103H72ZM114 100V99H113ZM151 100H152V98H151ZM154 100V99H153ZM168 100V99H167ZM197 100V99H196ZM16 101V103H17V100H15ZM18 101H20V100H18ZM46 101V100H45ZM50 101V102H51ZM66 101V102H67ZM76 101H79V100H77L76 99ZM90 101V100H89ZM89 101H87L88 102V104H86V106H87V108L89 107V109L91 110V109H94V110H91V111H96V109H97V111H96V113L98 114V111L99 112H101V111H103L104 112V110H103V108H104V106L106 107V105H107V103L108 102H106V101H104V100H101V99H95V100H92L90 103H89ZM95 101V102H94ZM150 101V100H149ZM155 101V102H156ZM163 100L161 99V101H159L160 103L162 102ZM172 101V100H171ZM225 101H227V102H225ZM6 102H8V101H4V104H6ZM49 102V101H48ZM54 102V103H55ZM68 102H70V100L68 101ZM142 102H145V101H143L142 100ZM148 102V101H147ZM154 102V101H153ZM153 103L154 105L156 104V103ZM159 102H157V104H159ZM167 102H170L169 100L167 101ZM207 102H209V104H211V105H208L207 104ZM223 102H225L226 104H228L230 107H229V110L227 109L228 107V105L226 106V110L224 111L223 110V112L221 111V117L218 115V114H214V120H216V119H222V118H224V119H227V117L229 116V114L231 115L232 114V116H233V118H234V120H232V117H230L229 116V118L231 119V122H230V119H229V123L230 124H228V126H224V124H222V123H224V121L223 122H219L218 121V123H217V120H216V122H214V125L215 126H212V124H213V118H211V119H209V120H201L200 119V121L201 122H199V120H198V118H199V116L201 115V112H202V108L203 107H205V111H206V109H207V111H210V109H208V108H210V107H212V106H215L216 104L217 105H220V103H222V104H224ZM11 103V102H10ZM15 103V102H14ZM9 104L8 106L9 107H11L12 105H14V108H13V106H12V109H13V111H14V113H15V104ZM27 103V102H26ZM26 103H24V106L26 105ZM30 103V102H29ZM29 103H27L28 104V106H29ZM41 102H39V104H40ZM44 103V102H43ZM43 103H41L40 104V106L41 105H44ZM58 103V104H59ZM99 104L98 106H100V105H102L103 106V108H102V110H100V107L98 108V106L96 105V104ZM131 103V102H130ZM146 103V102H145ZM150 103V102H149ZM164 103V102H163ZM186 104H187V101L185 102ZM191 103V102H190ZM192 103H194V101L192 102ZM205 103L207 104L206 106H205ZM8 104V103H7ZM37 105H38V103H36ZM46 104H48L47 103V101H46ZM45 104V105H46ZM53 104V102L52 103H50L49 105L51 106ZM66 104V103H65ZM68 104V103H67ZM66 104V105H67ZM80 104V103H79ZM79 104H76V102H75V105H74V107L73 106H71V105H67V106H69V107H73L74 109L76 108L75 106H79V107H77L76 109H78L77 111H79V108L82 106V108H84V106H85V104H84V102L82 103L81 102V104L79 105ZM83 104V105H82ZM137 104H139L138 103V101H137ZM151 104V106L152 107H154L155 108V106L154 105H152V103H150ZM150 104H149V108H151L150 107ZM162 104V103H161ZM165 104V103H164ZM163 104V105H164ZM171 104V103H170ZM183 104H184V102H183ZM11 105V106H10ZM19 105V104H18ZM21 105H23L22 103H21ZM44 105V106H45ZM54 105V104H53ZM60 105V104H59ZM62 105V104H61ZM66 105H64L63 104V106H66ZM135 105V104H134ZM140 105V104H139ZM142 105H143V103H142ZM160 105V104H159ZM158 105V106H159ZM163 105H160V106H163ZM167 105V104H166ZM166 105H164L165 107H166ZM180 105H181V103H180ZM190 105V104H189ZM3 106V105H2ZM1 106V107H2ZM7 106V105H6ZM24 106H22V107H24ZM44 106H42V108H41V110L43 109V107ZM55 109H53V110H55V112H56V103H55ZM85 106V107H86ZM110 106H113L112 104L110 105ZM132 106V105H131ZM147 105L145 104V107H146ZM169 106V105H168ZM203 106V107H202ZM34 107H35V105H34ZM47 106H45V108H46ZM49 107V106H48ZM68 107V108H69ZM134 107V106H133ZM138 107V106H137ZM143 107V106H142ZM183 107H184V105H183ZM183 107H181V108H183ZM245 107V108H244ZM29 108V107H28ZM37 108V107H36ZM51 108H53V106L51 107ZM59 108V106L57 105V109ZM64 108V107H63ZM61 109V112H62V110H63V112H65L64 111V109ZM73 108H71V111H73L72 109ZM108 108H110L109 107V105L107 106V109ZM113 108H114V106H113ZM135 108V107H134ZM138 108H140V109H142L140 106L138 107ZM154 108H152V110L155 112L157 109L156 108H158L157 107V105H156V110H154ZM160 109H161V111H165L166 109H167V112H169L170 110L168 109V107H166V109L163 107V110H162V107H159ZM158 108V109H159ZM171 108V107H170ZM185 108V107H184ZM183 108V109H184ZM214 108V107H213ZM216 108V107H215ZM219 108V107H218ZM221 108V107H220ZM236 108H237V110H236ZM252 108H253V110H252ZM8 109V108H7ZM11 109V108H10ZM21 109H23V108H21ZM39 108H37V110H38ZM47 109V108H46ZM45 109V110H46ZM131 109V108H130ZM135 109H137V108H135ZM145 108H143L142 110H144ZM183 109H182V111H183ZM204 109V108H203ZM1 110V109H0ZM51 110V109H50ZM53 110H51V112L53 111ZM80 110H81V108H80ZM83 111H84V109H82ZM88 110V109H87ZM110 110H112V109H110ZM146 110V109H145ZM151 110V111H152ZM169 110V111H168ZM213 110V109H212ZM12 111V110H11ZM12 111V112H13ZM17 111H19V110H16V114H18L17 113ZM22 111V110H21ZM20 111V112H21ZM27 111H29V109L27 110ZM47 111V110H46ZM46 111H44V112H46ZM58 111H60V110H58ZM70 111V110H69ZM69 111H66V113L67 112H69ZM75 111V110H74ZM76 111V112H77ZM85 111H86V108H85ZM89 111V110H88ZM90 111V112H91ZM106 111V110H105ZM128 111V110H127ZM135 111V110H134ZM148 112L150 111V110H147ZM146 111V112H147ZM152 111V114L154 113ZM160 110L158 111V112H160L159 114H160V116H161V112ZM181 111V112H182ZM204 111V110H203ZM246 111H248V113L246 112ZM11 112V113H12ZM19 112V113H20ZM44 112L42 111L41 112V115H42V113L44 114ZM55 112H52V113H55ZM79 112H81V111H79ZM93 112V113H94ZM112 112H114V110H112L111 111V113H107V111H106V115H104V117H103V120H104V123H102V122H100V123H102V124H108V122L110 121V116H112L114 113H112ZM139 112V111H138ZM140 112H141V110H140ZM144 112V111H143ZM142 112V113H143ZM146 112H144L143 114L145 115L146 114ZM157 112V111H156ZM166 112V111H165ZM237 112V113H236ZM8 113H10L9 111H8ZM12 114V116L13 115H16V114ZM22 113H24V111H22ZM47 113V112H46ZM45 113V115L44 116H42V117H44L45 118V116L47 115V117L46 118H49L48 117V113L46 114ZM66 113H64V117L66 116V121H65V118L63 117L62 119H63V121H65V123L67 122V121H69V120H67L68 118L69 119H71L72 117H71V114L70 113H67V115L68 114H70V115H68V116H70V117H68L67 118V115H65ZM78 113V112H77ZM86 113H88V112H86ZM96 113H94V115H93V117L91 116V118L92 119H94V116L96 115ZM204 113V112H203ZM203 113H202V116H203ZM25 114V113H24ZM28 114H30V113H28ZM28 114H26L27 116H28ZM34 114V113H33ZM38 114H40V113H37V118H38ZM49 114H50V112H49ZM56 114H58V113H56ZM55 114V115H56ZM60 114V113H59ZM62 114V113H61ZM76 114V113H75ZM74 114V115H75ZM78 114H80V113H78ZM81 114H83V112L81 113ZM84 114H85V112H84ZM89 114V113H88ZM88 114H86L85 116L87 117V116H89ZM100 114L101 113H99V116H100ZM104 114V113H103ZM110 116H109V115ZM155 114V113H154ZM208 114V113H207ZM238 115V116H236V115ZM10 115V114H9ZM22 115V114H21ZM51 115V114H50ZM53 115V114H52ZM52 115H51V117H52ZM91 115V114H90ZM116 115V114H115ZM119 115V114H118ZM118 115H116L117 116V119L119 118L118 117ZM138 115V114H137ZM158 115V114H157ZM172 115H173V112H172ZM205 115V114H204ZM17 116V115H16ZM33 116V115H32ZM73 116V115H72ZM80 116V115H79ZM97 116V115H96ZM95 116V117H96ZM116 116L114 117V118H112V119H114V122H115V119H116ZM159 116V117H160ZM165 116H166V113H165ZM239 116H241V117H239ZM20 117V116H19ZM26 116L24 115V117L22 116L21 118H25ZM35 118H36V116H34ZM41 117V116H40ZM50 117V118H51ZM57 117H58V115H57ZM60 117V116H59ZM74 117V116H73ZM81 117H83V116H81ZM98 117V116H97ZM142 117V116H141ZM171 118V116H168V118ZM174 117H175V114H174ZM173 117V118H174ZM13 118V117H12ZM18 118V117H17ZM44 118L43 119H41V120H43V121H39V122H42V124L44 123V121H46V120H44ZM49 118V119H50ZM88 118V117H87ZM90 117H89V119H91ZM99 118H101V117H98V119ZM151 118H153V117H151ZM155 118V117H154ZM161 118V117H160ZM162 118H164V117H162ZM172 118V119H173ZM176 118V117H175ZM174 118V119H175ZM16 119V118H15ZM22 119V120H23ZM26 119V118H25ZM25 119H24V122H25ZM53 119V118H52ZM52 119H50V120H52ZM55 119V118H54ZM54 119H53V121H51L52 123H50V121L48 120L47 122H49L50 124H53V122H54ZM60 119L61 118H59V120H57V121H59V122H57V121H55V122H57V123H54V124H58V126H59V124H60ZM62 119H61V123L62 124H65V123H63L62 122ZM76 119V116L74 117V120ZM83 119H85V117L83 118ZM83 119H81V120H83ZM89 119H88V121H89ZM97 118H95V120H96ZM164 119H166V118H164ZM163 119V122H165L166 120H164ZM202 119H204L203 117H202ZM205 119H208V118H206L205 117ZM21 120V121H22ZM29 120H32V119H29ZM29 120H27V121H29ZM35 120V119H34ZM33 120V121H34ZM72 120H73V118H72ZM77 120H79V119H76L75 121H77ZM142 120V119H141ZM140 120V121H141ZM151 120V119H150ZM156 120V119H155ZM154 120V121H155ZM161 120V119H160ZM167 120H170V119H167ZM177 120H178V118H177ZM190 120V119H189ZM211 120V122H212V124H210V122H208V121H210ZM18 121V120H17ZM75 121H73V122H75ZM97 121V120H96ZM99 121V120H98ZM130 121V120H129ZM158 121V120H157ZM171 121H175V120H171ZM186 121V120H185ZM227 121V120H226ZM32 122V121H31ZM31 122H29V124L31 123ZM71 124H72V122L71 121H69ZM80 122H82V121H78V123H80ZM107 122V123H106ZM113 122V124H115ZM118 122H119V120H118ZM147 122V121H146ZM161 122H162V120H161ZM162 122V123H163ZM173 122H170V123H173ZM179 122V121H178ZM207 122V123H206ZM19 124H21V122L19 121L18 122ZM34 123V122H33ZM68 123V122H67ZM77 123V122H76ZM77 123V124H78ZM85 123V122H84ZM92 123H93V120H92ZM92 123H90V124H92ZM110 123V122H109ZM128 123V122H127ZM168 123V122H167ZM177 123V122H176ZM186 123V122H185ZM186 123V124H187ZM197 123L199 124V123H201V124H199V125H197ZM225 123H227V122H225ZM18 124V125H19ZM28 124V126L29 127H26L25 128V130L23 131V133H22V139H23V144H22V148H25V151L27 152V153H31V152H29V147L31 146V141H32V139L34 138V137H36V138H38V137H40L41 138V133H39V132H41V131H38L39 129H42V128H39L42 124H38V125H40L39 127H37V128H39L38 130L37 129H35L34 128V126H32L31 124L29 125ZM36 124L37 123H34V125L36 126ZM46 123H44V125H43V127L45 128V126H47V127H49V125L47 124V125H45ZM53 124V125H54ZM81 124V123H80ZM86 124V123H85ZM94 124V123H93ZM92 124V125H93ZM99 123H97L96 124V126L98 125ZM112 124V123H111ZM117 124L118 123H116L115 125L117 126ZM154 124V123H153ZM160 124V123H159ZM179 124H181V123H179ZM178 124V125H179ZM185 124V125H186ZM193 124V123H192ZM204 124V125H203ZM231 124V125H232ZM37 125V126H38ZM52 125V126H53ZM66 125V124H65ZM67 125H69V123L67 124ZM83 126H84V124H82ZM95 125V124H94ZM103 125V126H104ZM106 125H105V127H106ZM133 125V124H132ZM139 125V124H138ZM167 125V124H166ZM165 125V126H166ZM174 125V124H173ZM190 125V124H189ZM51 126V125H50ZM55 126V125H54ZM64 126V125H63ZM80 126V125H79ZM82 126V127H83ZM85 126H87V125H85ZM84 126V127H85ZM126 126H128V125H126ZM162 126V125H161ZM160 126V127H161ZM169 126V124L166 126V127H168ZM16 127H18V126H16ZM21 127V126H20ZM20 127H18V129L17 128H15V126H14V128H15V131H16V129L17 130H19V128ZM42 127V126H41ZM60 127V126H59ZM65 127V126H64ZM72 127L73 128H75L73 125H72ZM82 127H80L82 130H83V128ZM92 127V126H91ZM114 127V126H113ZM131 127V126H130ZM171 127H173L172 125H171ZM170 126H169V128H171ZM178 126H175L174 128H177ZM184 127V124L182 125V128ZM186 127V126H185ZM199 127V128H198ZM219 127H221L220 129H219ZM226 127H227V129H226ZM231 127H233V126H231ZM43 128V129H44ZM66 128V127H65ZM64 128V129H65ZM118 128V127H117ZM116 128V129H117ZM140 128H141V126H140ZM154 128V127H153ZM159 128V127H158ZM157 128V129H158ZM198 128V129H197ZM206 128V127H205ZM42 129V131L44 132V131H49V132H46V133H50V134H52L53 136H51L50 134H47L46 135V137L48 138H50L49 140H51V137H54V136H59V131L61 132V130H62V125H61V129H59V131H57L58 130V128H57V126H56V128H54L53 129V127H50V128H47V129H44L43 130ZM57 129V130H56ZM68 129V128H67ZM97 129V128H96ZM101 129V128H100ZM100 129H98V130H100ZM104 129V128H103ZM103 129H101V130H103ZM110 129V128H109ZM114 129V128H113ZM148 129V128H147ZM156 129V128H155ZM156 129V130H157ZM184 129V128H183ZM197 129V130H196ZM210 129H208V130H210ZM214 129H216V128H214ZM72 130H74L75 132H76V130L77 129H72ZM82 130H77L78 132L79 131H82ZM84 130H85V128H84ZM92 131H93V128L91 129ZM150 130V129H149ZM162 130V129H161ZM170 130V129H169ZM180 130V129H179ZM185 130H186V128H185ZM196 130V131H195ZM206 130V129H205ZM14 131V130H13ZM69 131V130H68ZM86 131H88V130H86ZM110 131V130H109ZM113 130H111V132H112ZM141 131V130H140ZM170 131H172V130H170ZM178 131V130H177ZM181 131H184V130H181ZM181 131L179 132V134L181 133ZM211 131V130H210ZM209 131V132H210ZM213 131V130H212ZM22 132V131H21ZM42 132V133H43ZM84 131H82V132H79L80 133V135L77 133V134H75V133H73V134H75V136H73V134L70 136H68L67 134H65V135H67L68 136V139L67 138H65L66 139V141H67V143H68V145L66 146V148L68 149H65V146H64V149L63 148H61L62 146H61V142H63V141H59V146L58 147H60L61 149H59V150H64V151H68V153H69V151H70V149L72 148V147H74V148H72V151L74 152H71L70 151V153H73V154H68V156H67V152L65 153V152H63V153H65L66 155H64V154H62L61 153V155H60V153L56 150V149H58V147H55V148H53V149H55L56 150V152H54L53 151V154L56 156V153H58L60 156H61V158L59 157V160H57L58 162L61 160V161H63V160H65L64 161V165L65 166H63V168H64V170H63V173H62V171H61V175H63L64 177L65 176H67L68 174H71V176H70V178L72 177V175H73V177H77V176H79V177H77L76 179L75 178H72V180L70 179V180H68L67 179V183L65 182V184H61V186L60 187H56V189L54 190L55 191V193H59V191L58 190H60L61 189V191L60 192H62L64 195H66V196H68L70 199H71V203H73V207L75 208V210H85V211H83V212H85V213H87L86 212V210L87 211H89V208L90 209H92V206H93V204H95L96 205V209H95V211H99V209L101 208V207H103V205L105 204L106 205V207L108 206V204H106V200L108 201V200H110L111 198H112V196L114 195L113 194V192L114 191H116V195H117V197H118V199L120 200V194H118V189H123V193L121 194V199H122V201L123 202H125L124 203V205L126 204L127 205V203H129V200H131V197H133V195L135 194V193H137V191H136V188L133 186V187H127V186H129L130 184H134L135 185V183H133L132 181H129V180H131V179H128V178H126L125 177V184H122L121 182H113V181H111L112 179H109L108 177L109 176H111L110 175V173H111V168L114 166V164L116 163L115 161L116 160H113V162H108V161H105V158H106V156L108 155V154H110V156H115V155H113V150H116V149H114L115 147H116V143H118L117 142V138L115 139L114 138V136L112 137V139L114 138V140L113 141H110L111 143H110V145L111 146H113L114 144V148L113 147H110L109 145L108 146H106V144H105V146L103 145V147L100 149V153L98 152V153H96V150H95V147L93 148V147H91V146H87V148H86V150H84L86 153H87V156H89V157H92V158H90L89 160H87L86 162L87 163H84V164H78V163H76V162H72L73 160V158H74V155H77V153L78 152H81V150L80 149H78L77 148V146L79 147L80 146V148H81V145L83 146V145H85L86 144V139H87V137L88 136H84L85 137V142L83 141V137H82V134L81 133H83ZM89 132V131H88ZM88 132H87V134H88ZM102 132V131H101ZM111 132H110V134H111ZM114 132V131H113ZM154 132V131H153ZM159 132V131H158ZM162 132H163V130H162ZM162 132L160 131L159 133H161V135H162ZM168 132V131H167ZM166 132V133H167ZM175 131L173 130V133H174ZM202 132H204V131H202ZM208 131H207V133H209ZM218 132V133H217ZM224 132V131H223ZM227 132H230L229 130L227 131ZM16 133H18V131L16 132ZM15 133V134H16ZM63 133H65V132H63ZM68 133V132H67ZM152 133V132H151ZM158 133V134H159ZM166 133H165V135H166ZM170 133L174 136V134L172 133V132H169V135H170ZM206 133V132H205ZM204 133V134H205ZM206 133V134H207ZM12 134V133H11ZM14 134V135H15ZM84 134H85V132H84ZM113 134V133H112ZM182 134V133H181ZM180 134V135H181ZM211 134V133H210ZM229 134V133H228ZM20 135V134H19ZM18 135V136H19ZM44 135H45V133H44ZM95 135H96V132H95ZM98 135H99V133H98ZM108 135V134H107ZM142 135V134H141ZM156 134H154V136H155ZM164 135V136H165ZM171 135V136H172ZM176 135V134H175ZM202 135V134H201ZM212 135H214V134H212ZM10 136V135H9ZM105 136V135H104ZM111 136V135H110ZM152 136V135H151ZM170 136V137H171ZM179 136V135H178ZM208 138H212L211 136H208V135H206ZM206 136H202V138L201 137H199L200 139H204L203 137H206ZM20 137V136H19ZM181 137H183V135H181ZM227 137V136H226ZM225 137V138H226ZM43 138H44V136H43ZM46 138V139H47ZM56 138V137H55ZM60 138H61V136H60ZM83 138V139H82ZM110 138V137H109ZM159 138H161V136L159 137ZM159 138H158V140L156 141V142H160L159 141ZM162 138H164V137H162ZM165 138L167 139L168 137L167 136H165ZM164 138V139H165ZM184 138V137H183ZM183 138H181V142H182V140H183ZM198 138V139H199ZM223 139H225L224 137H222ZM221 137H220V140L222 139ZM58 139H59V137H58ZM91 139H92V137H91ZM104 139V138H103ZM108 139V138H107ZM125 139V138H124ZM149 139V138H148ZM156 139V138H155ZM164 139H162V140H164ZM176 139V138H175ZM175 139H172V140H174L175 141ZM185 139V138H184ZM194 139V138H193ZM195 139V142L196 141H198V139L196 140ZM206 139V138H205ZM254 139H256L257 141H254ZM39 141L40 142V140L39 139H36V141ZM44 140V139H43ZM49 140H47L48 142H49ZM52 140H54L53 138H52ZM56 140V139H55ZM55 140H54V143L56 144V142L58 143V141L56 140V142H55ZM119 140V139H118ZM178 140V139H177ZM188 140H189V138H188ZM187 140V141H188ZM209 140H212V139H206L205 141L204 140H202L201 142H200V144H199V142H196L195 143V146H196V144L198 143V145L196 146V148H194L195 146H192V149H191V145L189 146V147H186L185 148V151H183V154L182 155H184L186 158H188V157H190L191 159L192 158H194V161H193V163L191 162V163H189L188 161H184L183 163H185L184 164V169H183V171L185 170L186 171V173H187V176L186 177H183V178H181L180 177V175L177 177V180H176V186L178 187V185L180 184V179H182V183H184V182H186V183H188L189 181H190V187H191V185H193V184H195V182H197L199 179H202L205 175H207V173H208V175L207 176H209L210 174H212L211 172L214 170V169H212V167L210 166L211 165V163L212 162H210V160H213V162H214V160H216V159H213V157H214V154H213V157H211L208 153H210V151L209 150H212L213 148L211 147L212 146V144L215 142H211V144H210V146L208 147V146H206V145H208L209 144ZM220 141L219 140V138L218 139H216V141ZM252 140V141H251ZM260 140V141H259ZM36 141H32V143L33 142H36ZM45 142H46V140H44ZM96 141V140H95ZM106 141V140H105ZM120 141V140H119ZM139 141V139L136 141V142H138ZM146 141V140H145ZM165 141H167V140H165ZM174 141H172V142H174ZM179 142H180V140H178ZM185 141V140H184ZM184 141H183V146L185 147V145H186V143L187 142H185V144H184ZM200 141V140H199ZM249 141H251L250 143H249ZM262 141V142H261ZM16 142L17 141H15V144H16ZM52 142V141H51ZM87 142H89V141H87ZM100 142V141H99ZM155 142V146H154V144H152L153 146H152V149L155 151V149H157L158 148V145H156L157 143ZM162 142V141H161ZM188 142H190V140L188 141ZM193 142H194V140H193ZM192 142V143H193ZM221 142H223V141H220V144H221ZM227 142H224V143H226L227 144ZM260 142V143H259ZM37 143V142H36ZM36 143H34V146L33 147H35V144ZM43 143V145H44V142H42ZM64 143L66 144V142L64 141L63 142V145H64ZM103 143V142H102ZM105 143V142H104ZM151 143H154V142H152L151 141ZM167 143V145H169V143L168 142H166ZM171 143V142H170ZM176 143V142H175ZM218 142H216V144H217ZM223 143V144H224ZM245 143H249V144H251V146L249 147V149H247L248 147H246L247 145L245 144ZM39 144V143H38ZM38 144H36V145H38ZM51 143H49V145H50ZM88 144V143H87ZM86 144V145H87ZM123 144V143H122ZM139 144H140V142H139ZM177 145H179L178 143H176ZM188 144V143H187ZM46 145H48V143H46ZM57 145V144H56ZM163 145H164V148H165V144L163 143ZM180 145H181V143H180ZM179 145V146H180ZM193 145H194V143H193ZM213 145H215V144H213ZM222 145V144H221ZM221 145H219V147L221 148ZM39 146H40V144H39ZM150 146V145H149ZM160 146V145H159ZM188 146V145H187ZM204 146H206V147H208V149L209 150H206L205 148H203ZM263 146V145H262ZM51 147H53V146H51ZM86 147V146H85ZM127 147V146H126ZM130 147V146H129ZM143 147V146H142ZM155 147H157V148H155ZM161 147V146H160ZM178 147V146H177ZM234 147V148H233ZM36 148H39V147H36ZM47 148V147H46ZM98 148V147H97ZM111 148H113V149H111ZM117 148H118V150H119V144H118V146H117ZM169 148L171 149V147L169 146ZM173 148V147H172ZM219 148V149H220ZM255 148V149H254ZM263 149H264V146L262 147ZM261 148V149H262ZM34 149V148H33ZM41 149H42V147H41ZM50 149V148H49ZM48 149V150H49ZM83 149V148H82ZM123 149V148H122ZM181 149V148H180ZM179 149V151H180V153H181V150ZM204 149L206 150V151H204ZM260 149V150H261ZM39 150V149H38ZM78 150V151H77ZM80 150V151H79ZM117 150V151H118ZM160 150V149H159ZM166 150V149H165ZM244 150V151H243ZM260 150H259V152H260ZM32 151V150H31ZM35 151H37V150H35ZM34 151V152H35ZM40 151V150H39ZM42 152L44 151L43 149L41 150ZM40 151V152H41ZM52 151V150H51ZM120 151H122V150H120ZM148 151V150H147ZM172 151H173V149H172ZM172 151H168V149H167V151L166 152H164L165 153V158L167 157V159L169 158V157H171V156H173V158H174V156L175 155H173V153H171ZM207 151H208V153H207ZM222 151V150H221ZM243 151V152H242ZM39 152V153H40ZM41 152V154H43ZM48 151H46V153H47ZM61 152V151H60ZM113 152V153H112ZM123 152V151H122ZM128 152V151H127ZM138 152V151H137ZM157 153H158V156H156V157H159V152H158V150L156 151ZM204 152V153H203ZM216 152V151H215ZM223 152H221L220 153V155H221V158H222V156H226V154H224ZM49 153V152H48ZM116 153V152H115ZM114 153V154H115ZM155 153V152H154ZM154 153H153V155H154ZM37 154V153H36ZM50 154H52V153H50ZM53 154H52V157L50 156V158H46L45 159V161H43V159L44 158H41V160H39V159H37V158H34V157H32L34 160L33 161H36L38 164H36V162H35V164L36 165H33V167L35 166V169H34V171L33 172H36V174L38 173V172H40V171H38V170H40V168H42L43 169V167H45V165H46V167L45 168H47V169H49V168H51V165H53V167L52 168H60V167H62V165L60 166V162H59V165L57 166V163H56V158H54V156H53ZM99 154V155H98ZM175 154V153H174ZM179 154V153H178ZM205 154L208 156H205ZM211 154V153H210ZM216 154V153H215ZM217 154H218V151H217ZM217 154H216V157H218L219 156V154H218V156H217ZM38 155H40V154H38ZM44 155H46L45 154V151H44ZM43 155V156H44ZM48 155V154H47ZM59 155H57V156H59ZM62 155L65 157H62ZM119 155V154H118ZM180 155V154H179ZM42 156V155H41ZM49 156V155H48ZM56 156V157H57ZM120 157L121 156H123V154H120L119 155ZM181 156V155H180ZM179 156V157H180ZM207 157L208 159H209V157L211 158L210 160H208L210 163V165H209V167H206V169L205 170H203V169H198V168H196V166H198L199 164H198V161L199 160H201V159H205L204 160V162H206L207 161V159L205 158V157ZM245 156H246V158H245ZM253 156V155H252ZM259 156L260 157H258L257 159H256V164L257 165H255V166H257L258 167V169H256V170H258V172L261 174V168L259 167V166H261V167H264V153H261V155L259 154ZM116 157V156H115ZM124 157V156H123ZM155 157V156H154ZM153 157V158H154ZM176 157H178L177 155L175 156V159H176ZM234 157V156H233ZM54 158V160H52ZM67 158V159H66ZM110 158V157H109ZM119 158V157H118ZM125 158V157H124ZM122 159L121 161L124 163V164H121V165H123V167L122 168H124V165H125V159L127 158H125V159ZM219 158H220V156H219ZM219 158H217V159H219ZM224 158V157H223ZM255 158V157H254ZM112 159L113 158H111V161H112ZM158 159V158H157ZM157 159H156V161H157ZM178 159V158H177ZM180 159V158H179ZM52 160V161H51ZM153 160H155V159H153ZM184 160V159H183ZM197 160V161H196ZM110 161V160H109ZM207 161V162H208ZM216 161H218V160H216ZM219 161H221L220 159H219ZM253 161V158H252V160H251V162ZM52 162V163H51ZM182 162V161H181ZM206 162V163H207ZM63 163V162H62ZM133 163V162H132ZM155 163V162H154ZM176 163H178V162H176ZM217 163H220V162H217ZM217 163H215L216 164V166H217V168H220V167H218V164ZM250 163V162H249ZM33 164V163H32ZM50 164V166H49V168L47 167V165H49ZM55 164H56V166H55ZM173 164V163H172ZM181 164V163H180ZM204 164V163H203ZM213 164V163H212ZM121 165H119V166H121ZM133 165H134V163H133ZM55 166V167H54ZM60 166V167H59ZM118 166V165H117ZM116 166V167H117ZM135 166V165H134ZM165 166V165H164ZM179 166H181V165H179ZM205 166H207V164H205ZM221 166H222V164H221ZM32 167V166H31ZM45 168H44V170H45ZM51 168V169H52ZM69 168V169H68ZM118 168V167H117ZM121 167H119L118 169H119V171H121V172H123V170H122V168L120 169ZM126 168V167H125ZM168 168V167H167ZM214 168H215V166H214ZM46 169V170H47ZM61 169V168H60ZM155 169H156V167H155ZM154 169V170H155ZM172 169H174V168H172ZM225 169V170H226ZM236 169H238V171H236ZM43 170V171H44ZM45 170V171H46ZM54 170V169H53ZM72 170V171H71ZM132 168L131 169H128V170H125V174H126V176L127 175H129V174H132ZM143 170H144V168L141 170V171H139L138 173L140 174V175H143L144 176V172H143ZM157 170V169H156ZM159 170V169H158ZM217 170H219V169H217ZM250 170V169H249ZM52 171V170H51ZM50 171V172H51ZM60 171V170H59ZM58 171V172H59ZM84 171V172H83ZM85 171H87L86 173H85ZM116 171H117V169H116ZM118 171V173H120L121 174V172H119ZM127 171V172H126ZM220 171V170H219ZM2 172L3 171H1L0 170V175L2 174ZM55 172H56V170H54L52 173H53V178H54V180L55 181H57V179H59V178H57V177H55ZM82 172V173H81ZM160 172V171H159ZM169 172H171V171H169ZM41 173V172H40ZM39 173V174H40ZM156 173H158V172H156ZM210 173V174H209ZM214 173H216V171H213V174ZM219 173V172H218ZM219 173V174H220ZM35 174V175H36ZM38 174V175H39ZM77 174V175H76ZM161 174H163V172L162 173H160V175ZM217 174V173H216ZM234 174V175H233ZM56 175H57V173H56ZM75 175V176H74ZM232 175V176H231ZM257 175V174H256ZM259 175V174H258ZM69 176V175H68ZM118 176H119V174H118ZM123 176V175H122ZM131 176V175H130ZM130 176H129V178H130ZM211 176V175H210ZM209 176V177H210ZM239 176V175H238ZM238 176H236V177H238ZM255 176V175H254ZM260 176V175H259ZM38 178H39V176H37ZM42 177H43V175H42ZM46 177V176H45ZM59 177H61V176H59ZM116 177V176H115ZM159 177V176H158ZM163 177H165V176H163ZM206 177V176H205ZM213 177V176H212ZM216 177H217V175H216ZM215 177V175H214V178H212V179H215L216 178ZM232 177V178H231ZM57 178V179H56ZM83 178V180L85 181V182H87V181H89L88 183H83V181H81V179ZM111 178V177H110ZM113 178V177H112ZM119 178H121V176H119ZM218 178V177H217ZM216 178V179H217ZM239 178V177H238ZM237 178V179H238ZM35 179V178H34ZM41 179V178H40ZM61 179V178H60ZM64 178H62V180H63ZM204 179V178H203ZM211 179V180H212ZM215 179V180H216ZM254 180L255 178H252V175L250 174V176L249 175H245V177L244 178H241V180L239 181L240 183L242 182H249V183H252V184H254L255 183V181H256V184H264V178L263 177H261V178H258V176H257V179L254 181V182H252V181H250V180ZM0 180H1V177H0ZM53 179H49V178H47L46 180H45V185L44 186H42L43 188H42V190L38 193V195H40L39 197H37V198H40V199H38V200H42L41 202H42V204H43V206L44 207H49V208H51L50 210H52L53 212H59V210H58V206H60V205H62L63 203L61 202V197L60 196H54L53 195V192H52V190H53V187H54V183H55V181H54ZM74 180H76L77 182L76 183H74L75 181ZM115 180H116V178H115ZM121 180H123L122 178H121ZM161 180V179H160ZM163 180H164V178H163ZM187 180V181H186ZM106 181H109L107 184L105 183ZM117 181H119V179L117 180ZM124 181V180H123ZM129 181V182H128ZM167 182H168V180H166ZM217 181V180H216ZM223 180H222V182H224ZM81 182V183H80ZM95 182H97L96 184H95ZM210 182H212V181H210V179H208L207 177H206V180L204 179L203 180V183L200 185V187H201V189H204L205 191H206V189L209 191V189H210V187L212 188V186L213 185H217L218 184V182H215L214 180H213V182L210 184ZM230 182V181H229ZM236 182V181H235ZM244 182V183H245ZM40 183H42L43 184V182L41 181ZM169 183V182H168ZM232 183H233V181H232ZM243 183V184H244ZM84 184V185H83ZM197 184V183H196ZM239 184V183H238ZM95 186H97L98 187V189L100 188V189H102L101 187H103L104 189H105V196H106V198H100V201H94L96 198L94 197V195L96 194V190L95 191H93V188L95 187ZM221 186H222V184H218V187H220L221 188ZM229 186V185H228ZM227 186V188H229ZM245 186V185H244ZM248 186V185H247ZM246 186V187H247ZM38 187V186H37ZM71 187H73L72 189H70ZM96 187V188H97ZM170 187V186H169ZM185 187H186V185H185ZM235 187H237V186H235ZM240 187V186H239ZM260 186H258L257 187V189L259 188ZM261 187H262V185H261ZM29 188V187H28ZM224 188V187H223ZM243 188V187H242ZM241 187H240V189H242ZM47 189L48 190H50V192H48L47 191ZM85 189V190H84ZM92 191H91V190ZM237 189V188H236ZM239 189V188H238ZM261 189V188H260ZM263 189V188H262ZM187 190H188V188H185V190L183 191V195H186V192H187ZM228 190V189H227ZM230 190H232V189H230ZM46 191H47V193H46ZM200 191L201 190H197V192H195V194L193 195V197H194V199L195 198H197L198 196L197 195H199L200 194ZM233 191V190H232ZM244 191V190H243ZM242 191V192H243ZM82 192V193H81ZM124 192H126V194H124ZM222 192V191H221ZM231 192V191H230ZM239 192V191H238ZM264 193V192H263ZM80 194H81V196H80ZM100 194H101V197H102V195H104V194H102L101 193V191H100ZM99 194V195H100ZM124 194V195H123ZM249 194V193H248ZM254 194V193H253ZM28 195V194H27ZM26 195V196H27ZM115 195V196H116ZM241 196H243L244 194L242 193V194H240ZM259 195H261V193L259 194ZM62 196V195H61ZM92 196H93V198H94V200H93V198H92ZM230 196H232V195H230ZM234 196H237V195H234ZM233 196V197H234ZM6 197V196H5ZM22 197H24V196H22ZM21 197V198H22ZM104 197V196H103ZM216 197H217V195H216ZM220 197V196H219ZM255 197H258V196H256V195H254L253 196V198H255ZM213 198V197H212ZM260 198V199H259ZM258 198V200L259 201H261L262 202V200H264V196L262 195V196H260ZM25 199H27L26 197H25ZM117 199V198H116ZM191 199V198H190ZM210 199H211V196L210 195H208L207 194V196H206V198H205V200L206 201H210ZM216 199V201L214 202V204L215 203H219V200H217V198H214V200ZM222 199V198H221ZM220 199V200H221ZM236 200L238 199V198H235ZM240 199H243V198H241L240 197ZM19 200H20V198H19ZM22 200V199H21ZM28 200V199H27ZM65 200V199H64ZM234 200V199H233ZM232 200V201H233ZM115 201V200H114ZM121 201V200H120ZM208 201V203H212L213 204V202H209ZM229 200H227V202H228ZM237 201H239V200H237ZM24 201H17V200H15V199H10V203H9V200H8V202H5L4 200H2L1 198H0V264H98V263H95L96 261H97V256H93V252H92V255H88V254H90L89 252H88V254H86V249H87V247H86V244H85V242H84V244H85V247H84V245L83 246H81L80 244H79V242H78V234L76 235V233L74 232V230L73 229H75V228H73L71 231L72 232H74V234L76 235V237L75 236H73V235H71V233H69L70 231H69V229L68 230H66L65 228H62V229H58V230H53L54 229V226L52 225V223L50 222V221H48V219L46 218V215H44V214H38V213H36L34 210L32 211V209H31V207L28 205L27 206V204H24L23 203ZM61 202V203H60ZM68 202V201H67ZM112 202V201H111ZM122 202V203H123ZM226 201H224L223 203H225ZM236 202V201H235ZM234 201L233 202H231L230 201V203L231 204H229L228 205V210H230V207L233 205L234 206V203H235ZM260 202V203H261ZM98 205H97V204ZM151 203V202H150ZM149 202H147V203H145L147 206H149V204H150ZM236 203H238V202H236ZM235 203V205H237ZM239 203H240V201H239ZM238 203V204H239ZM242 203V202H241ZM257 203H259L258 201H257ZM259 203V204H260ZM5 204V205H4ZM111 204V203H110ZM130 204V203H129ZM139 204L140 205H142V207L145 209V205L143 204V203H140L139 202ZM258 204V205H259ZM139 205V206H140ZM203 205V204H202ZM223 205V204H222ZM241 205V204H240ZM244 205H245V203H244ZM251 205V204H250ZM253 205V204H252ZM254 205H255V202H254ZM27 206V207H26ZM42 206V207H43ZM129 206L130 205H127L125 208H129ZM137 205H133V206H131V208L130 209H128L127 210V212L129 211L130 213H128V214H126L125 215V217H123V219L124 218H126L127 220H129V222H130V224L131 225H133V226H128L127 224H122L121 222H118L119 220H116L117 219V217L118 216H113V214H115V212H119V211H121L120 210V208L121 207H123V205L122 206H120V204L119 203H116V204H112V205H110L109 206V208H106L107 209V212L106 211H101L100 213L102 214V217H103V215L105 214V212L107 213V214H105V216L107 217V216H109V217H112L113 216V219H115V221H113V222H109V223H112V224H109V225H111V226H109V228L111 227V230L112 231H110V232H108V233H106L105 232V234H104V236L106 237V238H108V241H111V242H108L105 238V240L107 241L106 243H111V245L110 244H108V245H104V246H106V248H104L103 247V249L102 250H104V249H106V250H121L122 248H129V247H131V248H133V247H136L137 248V251L139 252V253H141L142 251V249H143V247L141 248V246H143V244H145L146 246H147V250H145L146 252L145 253H141V255H142V260H143V264H185V261H186V263H187V259L185 260V258L188 256L187 254H190L191 253V251H192V248H195L196 247V245H197V243H199L200 245H198L199 246V248H198V250H200V253L197 251V253L196 254H198L199 253V255L200 254H204L205 253V255H207V253H210L209 255H213V254H215L216 256H217V254H218V256H219V258H220V260H221V258L222 257H224V256H227V254H229L228 252H231L232 250H234V252H236V251H238L236 254H240V249L241 248H243L244 246L240 243V241H238L237 240V238L235 239V237L233 236L234 234L233 233H231V232H229L228 234H230V235H228V237H230V238H228L227 236V238H228V242H229V244H230V246L232 245L233 247H234V249H232L231 250V248H232V246H231V248L229 249V248H227V251H226V253H223L222 252V249H224L223 247L225 246V244L227 243L226 242V240L227 239H225L224 241L226 242H224L223 244H224V246H223V244H222V246L223 247H220L219 245H221V243L219 242V238H218V236H216V235H214V232L216 231V230H212V235L211 236H209V237H207V236H203L202 234H200V232L198 231V229L197 228H193V227H188V226H186V224H188V225H190L189 223H184V225H185V229L183 228V226H182V230H186L187 232H188V234L189 235H187V237H188V239H187V237H186V239H184L183 237H184V235L185 234H187V232L185 233V232H179V233H175V236H179L178 238H176L173 234V236H174V238L171 240V242L173 241V243H172V246H170L169 245V243L170 242H167V243H164V241L166 242V237H165V239H164V232H161V231H159L158 230V228L155 226V225H153L155 222H153V226H151L150 224H151V222H152V219H151V217L150 216H148V215H145V214H142L143 212L142 211H140L138 208H135ZM246 206V205H245ZM95 207V206H94ZM217 207V206H216ZM237 207V206H236ZM238 207H239V205H238ZM241 207H242V210L244 211L245 209L244 208H246V207H243V205H241ZM253 207V206H252ZM256 207V206H255ZM73 208V209H74ZM147 208V207H146ZM240 208V207H239ZM251 208V207H250ZM61 209V208H60ZM93 209V210H94ZM217 209V208H216ZM252 209V208H251ZM250 209V210H251ZM255 209V208H254ZM63 210V209H62ZM67 210V209H66ZM65 210V211H66ZM69 210V209H68ZM93 210H90L91 212L93 211ZM134 210L136 211V216H134ZM208 211L207 212H209L208 213V216H207V214L205 213V215L207 216H204L205 218H210V219H212V218H214L215 216H214V213H215V207L213 206V208H210V207H208V209H207ZM214 210V211H213ZM240 210V209H239ZM250 210H247L246 211V213L248 212V211H250ZM64 211V210H63ZM98 211H97V214L96 215H99V213H98ZM123 211V210H122ZM252 211V210H251ZM81 212V211H80ZM142 212V213H141ZM232 211H229V214L231 213ZM65 213V212H64ZM63 213V214H64ZM66 213H67V211H66ZM93 213H94V215H95V212L93 211ZM93 213L91 214L92 216H94L93 215ZM216 213H218L217 211H216ZM253 213V212H252ZM62 214V215H63ZM81 214V213H80ZM84 216H85V214L84 213H82ZM88 214V213H87ZM101 214L99 215V216H101ZM121 214V213H120ZM251 214V213H250ZM68 215V214H67ZM72 215H73V223H74V226L75 227H79L80 229H81V231L83 230V231H89V232H91L92 233V235H94L93 234V232L94 231H97V229H99V227L97 226L98 224H100L101 225V227H103V225L105 224L104 222H101V221H97L96 220V217H92V216H90V217H92V218H90L89 216H87V217H89V218H85L84 216V218H82V220L80 221L79 220V218H78V216H76V213H75V211L72 213ZM88 215H90V214H88ZM119 215V214H118ZM216 215H218V214H216ZM248 215V214H247ZM76 216V217H75ZM104 216V217H105ZM219 216V215H218ZM230 216V215H229ZM63 217H65L64 215H63ZM71 217V216H70ZM32 218H36L37 220H38V222L37 221H35V222H37L35 225L34 224H29V221L32 219ZM99 218H101V217H99ZM99 218H97L98 220H99ZM120 218V217H119ZM262 218V217H261ZM56 219V218H55ZM64 219V218H63ZM68 219H71V218H68ZM126 219H124V220H126ZM235 219V218H234ZM255 219V218H254ZM256 219H258V218H256ZM65 220V219H64ZM102 220V219H101ZM162 220V222H163V218L161 219ZM244 220V219H243ZM72 221V220H71ZM93 221H96V222H100V223H98L97 225L96 224H94V222ZM230 220L228 219V221H225V222H229ZM245 221V220H244ZM249 221V220H248ZM259 221H260V219H259ZM54 222V221H53ZM57 222V221H56ZM162 222H160V223H158L159 224V226L162 224ZM232 222V224L234 223H236L235 225L236 226H238V224H239V228L240 229H242L243 230V232L245 233V231L246 232H248L247 231V228H244V224H240L241 222H240V219H239V217H236V219L235 220H232L231 221ZM246 223H247V220L245 221ZM255 222H256V220H255ZM68 224V223H67ZM67 224H65V225H67ZM229 224V223H228ZM231 224V223H230ZM231 224V225H232ZM69 225V224H68ZM72 225V224H71ZM157 225V224H156ZM61 226V225H60ZM105 226V225H104ZM123 226H125L126 228H124ZM67 227V226H66ZM70 227V226H69ZM161 227V226H160ZM186 227H188L187 229H186ZM229 227H230V225H229ZM68 228V227H67ZM238 228V229H239ZM125 229V230H124ZM127 229H132V233L128 236V235H126L127 237H125V238H123V235L121 236V234H127L128 232V230ZM150 229H151V231H150ZM154 229V230H153ZM161 229H162V227H161ZM211 229H213V227H211ZM78 230V229H77ZM76 230V231H77ZM133 230H135V232L133 233ZM189 230V231H188ZM236 230V229H235ZM83 231H82V233H83ZM102 231H103V229H102ZM101 231V232H102ZM121 231V232H120ZM78 232V231H77ZM98 232V231H97ZM100 232V233H101ZM160 232V233H159ZM241 232V231H240ZM251 232V231H250ZM119 233V234H118ZM135 233H136V237H135ZM243 233V234H244ZM81 234V233H80ZM84 234V233H83ZM102 234V233H101ZM147 234V235H146ZM179 234V235H178ZM239 234H242V233H239ZM249 234V233H248ZM85 235V234H84ZM97 235V234H96ZM100 235V234H99ZM224 235V234H223ZM223 235L222 236H219L220 238H223ZM237 235V234H236ZM247 235V234H246ZM86 237H87V234L85 235ZM115 236V237H114ZM172 236V237H173ZM186 236V235H185ZM225 236V235H224ZM251 236V235H250ZM83 238H84V236H82ZM95 237V236H94ZM97 237V236H96ZM94 238V239H96V240H98L97 238ZM99 237H102V236H99ZM244 237V236H243ZM242 237V239H244ZM246 237V236H245ZM248 237V236H247ZM79 238H80V236H79ZM103 238V237H102ZM123 238V239H122ZM168 238V237H167ZM170 238V237H169ZM183 238V239H182ZM233 238V239H232ZM250 238V237H249ZM253 238H255V237H253ZM65 239H67L68 241H67V243H62V241L63 240H65ZM85 240L84 241H86V238H84ZM88 239V238H87ZM90 239H92L93 240V238H90ZM101 239V238H100ZM102 240V243H103V241H105V240ZM241 239V240H242ZM170 240V239H169ZM168 240V241H169ZM186 240V244L185 245H188V246H190V247H182V246H184V245H182L181 246V244H183V242ZM80 241H82V239H80ZM88 241V240H87ZM86 241V242H87ZM243 241V240H242ZM90 242H91V240H90ZM95 241H92L91 242V245H92V243H94ZM100 242H101V240H100ZM177 243L176 245H175V243ZM81 243V242H80ZM96 243H97V241H96ZM96 243H94V244H96ZM98 243H99V241H98ZM105 243V242H104ZM121 243H123V244H121ZM162 244L165 246V244L171 249V250H173V252L171 251V250H168V251H164V246L162 247ZM228 244V243H227ZM88 245H90L89 243H87V246ZM98 245V244H97ZM102 245V244H101ZM135 245V246H134ZM178 245H180V246H178ZM99 246V245H98ZM197 246V247H198ZM219 246V247H218ZM228 246V245H227ZM94 247V246H93ZM95 247H97V246H95ZM172 247H173V249H172ZM245 248V247H244ZM175 249V250H174ZM213 249H215L214 251H212L211 252V250H213ZM247 248H245V250H246ZM67 250H70L71 251V253L68 251L67 252ZM128 250H130V249H128ZM169 251H171L172 253H170ZM194 251H196V249L194 250ZM216 251V252H215ZM247 251V250H246ZM250 251V252H249ZM249 251H247V253L250 255L249 257H250V259H252V262H253V264H257V262H258V260H257V257H256V255H255V251L256 250H249ZM99 252V251H98ZM115 252V251H114ZM122 252V251H121ZM130 252V251H129ZM129 252H128V255H129ZM133 252V251H132ZM117 254H119V255H115V254H113V256H121V253L119 252H116ZM96 254H99V253H94V255H96ZM130 254H131V252H130ZM194 254V253H193ZM231 255H232V252L230 253ZM236 254H234V255H236ZM103 255V254H102ZM125 255V254H124ZM128 255H126V256H128ZM198 255V256H199ZM202 255H200V256H202ZM204 255V256H205ZM233 255V256H234ZM107 257H108V254L106 255ZM109 256H111V254L109 255ZM118 257V258H113L112 256V258H110V257H108V258H110V259H114V261L113 262H115V261H118V262H120V260L122 261V263L124 262V264H129V263H131L130 261H129V259H131L132 260V258L131 257H133V255L131 256V257H129V259H127V257ZM198 256H196V257H198ZM216 256L214 257V259L216 258ZM217 256V257H218ZM104 256H100L99 255V259L100 258H103ZM190 256H188L187 258H189ZM206 257V256H205ZM96 258V259H95ZM191 258L192 257H190V260H191ZM233 258V257H232ZM138 259H140V258H138ZM204 259V258H203ZM217 260H219L218 258H216ZM189 260V261H190ZM206 260V259H205ZM138 261V260H137ZM141 261V260H140ZM192 261V260H191ZM132 262H134V261H132ZM135 262H136V260H135ZM134 262V263H135ZM117 263V262H116ZM137 263V262H136ZM138 263H139V261H138ZM204 264V263H202L201 261L199 262V264ZM211 263H212V261H211ZM133 264V263H132ZM190 264V263H189ZM195 264V263H194ZM231 264V263H230Z\"/></svg>",
  "mask_w": 264,
  "mask_h": 264
},
{
  "label": "water",
  "instance_id": "water-1",
  "mask_svg": "<svg viewBox=\"0 0 264 264\" xmlns=\"http://www.w3.org/2000/svg\"><path fill=\"white\" fill-rule=\"evenodd\" d=\"M240 222H241L240 224H244V228H247L248 233H249V231H252V233H250L249 235H253L255 237V239H256L253 242L246 241V237L249 236V235L246 236V234H245L244 236H246V237H244L245 240H244L242 245L245 248H247V249H250V250H253V251L256 250L255 251V255H256L257 260H258L257 264H264V257H262L259 254L260 250L264 249V243L262 244V241L264 240V231L262 230V228H260L259 225L257 226L255 224L248 223V222L246 223V222H243L241 220H240ZM239 230H241V229L239 228L238 230L233 231L232 233L236 234V233L239 232ZM256 232H257V234H256ZM234 247H233V249H234ZM244 247L239 250L240 251V255L243 257L242 264H253L252 259H250V257H249L250 255L246 251L247 249L245 250ZM231 252L233 253L234 250H232ZM231 252H228V253L230 254ZM209 254L210 253H208L207 255L204 254L206 256L205 257L206 260L210 256ZM217 256H218V254H217ZM217 256H216V258H218L220 260L219 256L218 257ZM219 260H216V262H218Z\"/></svg>",
  "mask_w": 264,
  "mask_h": 264
}]
</instances>
